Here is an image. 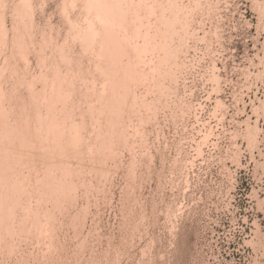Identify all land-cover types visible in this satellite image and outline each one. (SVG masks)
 Returning <instances> with one entry per match:
<instances>
[{
    "label": "rangeland",
    "instance_id": "obj_1",
    "mask_svg": "<svg viewBox=\"0 0 264 264\" xmlns=\"http://www.w3.org/2000/svg\"><path fill=\"white\" fill-rule=\"evenodd\" d=\"M0 1L4 3L3 5L0 2V5H1L0 13L3 14V15L0 14V19H1L0 24H2V26L0 25V30L4 29L0 33L3 32L2 33L3 35L7 33L5 36L3 35L1 36L0 34L1 37L7 38V39L4 38V40L3 38L1 39L2 41H6V43L0 40L1 41L0 42L1 43L0 44V48H1L0 49V68L3 65V67L0 69L1 70L0 73L4 69V72L0 74L2 75L0 76V92L3 91L2 93H0V113L2 114V116L0 114V117H1L0 129L2 128L0 134L1 133H3V135L6 134L7 131L11 129L10 125L14 124L15 117L17 120L19 118V120L16 121V124H14L16 127V128L14 127L15 131L14 130L12 131L11 129V132L9 133H11L12 136L14 135L15 136L14 138L16 139L18 138L17 135L19 134L21 136L23 135L21 131L24 130V132L27 133V130L25 131L26 127L25 129L22 130L23 126L21 125L22 124L29 125V127L28 126L27 127L29 128L28 130L30 131L31 135L30 134H27V135L28 136L30 135V137L32 136L33 140L36 139L35 140L36 143L32 141V139L31 140L29 138L28 139L31 141V144L34 142L33 144L35 145L33 147L36 148V145L38 147L37 143L40 142L38 137L46 135V134L44 135V133L46 132V128H44V126L48 125L46 121L47 118L45 117H48L49 114H47L46 116L47 111L45 110L47 109H45V107L47 108V106H44V105L51 103V101L49 99L47 100L49 102L46 103L43 96L39 95V92H38V95L40 96V98L36 97L38 95H35V97L38 99V101L40 100L42 102L43 108L41 110V102L38 103L40 104L39 106L38 104L35 105L37 102L34 101V99L31 100V96H30L32 95L34 97V94L31 91L32 89L27 88V86L28 85H29L28 87L33 86V89H35L36 91H42L43 89L46 91H49L48 88L52 89L50 87H54V85H51L50 82H51V79H53L54 77L53 74H57L58 70H60L62 74L64 73L62 80H64V78L66 79L68 78L66 81H68L70 84L71 82L72 83L74 82L75 77H83L82 79H84L83 81L81 78L80 79L77 78L76 80L78 82H76V85H72V86H77L76 87L77 90H75L76 88H72V86H69L70 84H68V82H65L64 80V83L68 84V86L70 87L69 88L67 85L62 84L63 87L65 86L64 89L65 90L67 89V92L70 91L71 89L72 92L71 91L70 92L71 93L74 92V94L71 95L69 93L70 94L69 96L71 97L69 99L71 100L68 101V98H67L68 96L66 97L67 101L65 99L66 103L64 106H66L67 104L68 108H65V109L60 108L63 111L66 109H69L70 112L69 110H66L68 114H66V111L64 112L65 114L63 113V111L61 112V110L60 112L64 114L67 120L70 117L69 118L70 120L67 121L64 116H63L64 118L63 117L60 118V116H62L63 114L61 115L58 114V117L61 120L58 117H54V118H57L54 120H60L62 122L60 121L58 122L64 123V124L66 122L67 123L72 122L75 124L74 122L75 120L77 123L76 127L79 128L78 130L81 129L80 124L78 125V123H80L81 121L82 129L79 131L80 133L77 130V133L79 134V138L77 139V141L79 142H78V145L76 144V146L77 148H80L81 150V151L79 150L81 155L78 154V156L80 155L83 157L81 158H78V156L75 157L77 160L76 162H79L81 167H79L80 165L79 166L76 165L78 163H76L75 160H73L75 158H71L73 160L72 163H71L72 160L70 161L71 165L72 164L75 165V166L72 165L73 171L74 169L78 168L77 169L78 171L77 170L74 171V174L72 175L74 177V180H71L72 183H74L73 184L74 188L72 187L73 188L72 191H74V193L76 194H74L72 191L69 193L70 195L67 194L66 197L69 199L65 197L66 201L65 199L63 201L64 203L67 202V204L66 203L64 204L62 202L61 204L63 206L60 204L61 207L59 208H57L55 204H53L52 197L45 196L46 198H50V201H52V204L55 206V209H56L53 211V208H54L53 207L52 211L54 213L52 212L51 214H49L51 210L50 207L52 205L51 203H50L51 205L48 204L50 201L45 199V197L43 199L42 196H39L38 198L36 195L37 194L43 195L42 188L44 187L45 183L46 184L48 182L52 183L53 180H54L53 183L57 182L55 180L56 177L61 176L60 168L54 167V169H57V170L53 171L54 169H52L53 168L52 167L50 170L54 173L53 177L55 178L50 177L51 181L45 182L48 177L45 175L46 173L44 175L42 174L43 173L42 170H44V168L42 170L40 169V172H38L39 168L37 166L40 165L39 159L34 158L37 161L39 160V164L37 166H36L37 161H35L36 163L34 161H32V163L31 162L29 163V161L31 160L28 161V164H24V165L32 164V166H35L33 168H34L35 173H37L36 175L34 174L33 170L28 171L29 168L28 169L26 168V170L28 171L27 172L28 175L26 173V170H24L25 168L22 170L23 173L21 169L19 170L21 171V173L20 172L17 173V174L26 173L27 176L24 177V179H22L25 183L28 182V176L30 180L31 176L33 175L31 182L29 181L30 183H28L29 187H30V184L33 185V186L31 185L30 187L32 189L31 190L28 188L26 189L28 185L26 183L27 185L25 186V189L23 190L24 193L26 192L28 193V191H25V190H30L32 192L33 189L34 190L37 189V187H34L36 185L35 184L36 182H38V184L40 182L43 184L42 181L44 180V178H45V181H44V185H42L41 183L39 185L38 184L36 185V186H39L38 187L39 190H36L37 191V193H35L36 195H34L33 193H30V191H29L30 196L28 195L26 196L24 195V193H22L21 195H24V196H22V198L19 200L23 202L22 200L24 198L26 200L29 199L28 203L27 202L25 203L23 202V203L24 205L28 204L27 206L28 209L30 205L31 206L30 208L35 210V213L32 212V210L30 212V209L29 210L26 209V212L24 209H22L23 210L22 211L20 207L17 211L18 205L17 207H15L16 209H14V211L16 210L17 212H14V213L21 214L20 216H25L26 214L30 212V214L34 215L32 216L29 214L28 217L26 216L22 217L23 219L25 218L24 221L30 217V220H28L29 223L25 221V223L28 224V226L32 225L31 223L32 217L34 221L35 219L39 220L38 215H43V216H40L41 220H39L42 222V224H39L42 230L39 229V227H37V230H38L37 232V230H35L36 227L33 230V228L31 227H34V226H31L30 228H28V226L27 227L26 225L24 226V223L21 224L25 229L27 230L29 229L28 231H26L19 224V221H20L18 220L20 219L18 218L19 215H16L18 217H16L15 215L14 216L12 215L11 219L16 217L14 219L18 220V221L14 219L11 220L15 222V224L13 225L14 229L15 228L17 229H15V231H13L14 229L11 231L9 230L11 229L9 226L8 230L10 231V233L12 232L11 234H13L14 232L15 235L13 237L12 235H10V237H12L10 238L8 236L10 234L9 233V234H6L5 237H7L8 239L10 238L12 240L10 239L8 240L7 238L6 240L4 237H3L4 240L8 242H5L4 240H2L4 242L1 243L2 241L0 240L1 241L0 242V245H1L0 246V251H1L0 252V264H264V0H199V1L198 0H172L171 2L173 4L170 2V0H164V1L155 0L156 5H152V4H155L154 0H145L146 2L143 0H140L141 2L143 1L144 3L149 4L148 6L147 4H142V5H146L147 7L142 6L140 1H138L140 5L138 7L140 10L138 9V7L137 8L135 7L134 9V10L138 9L136 10L137 12L142 10L141 11L142 13L140 12L139 15L141 17L143 16V18L138 16L139 12L137 13L135 11L136 12L135 14L133 13V11H131L133 10L132 8H134V5H136L134 4L136 3L134 2V0H131L129 2V3L133 2L132 3L133 6H129V3L128 4L126 3L129 0L126 1L125 3L123 2V5L127 4L126 7L128 8H126L127 9L126 12L128 14L130 13V15L125 14V12L123 13L125 17L122 16L123 18L122 20H124V22H122L120 25L121 29L117 28L119 27L118 24L116 25V27L114 26L115 30L113 29V31L118 33L116 34L118 37L123 38V36H126L127 33L130 34L133 32L131 28L134 27L135 29L136 27L140 26L141 27L140 33L141 34L144 33L143 35H145V31L146 33L148 31V37L150 36L149 38L152 37V35L150 34L151 33L153 34V32H154L153 36H155L156 33L157 35L159 34V36L154 38L155 40L151 38V40L152 39L154 40V41L150 40L151 43H154L156 40L161 41V43H163L166 40L168 42V46L166 47L167 50H171L172 48H178V47L180 48V46L178 45L180 44L179 40L181 41V43H182V40L184 42L182 43L184 44V47L181 50L182 52L181 54L178 55V61L180 60L178 64L180 68L176 75L177 80L175 79L176 80L175 82L173 81L171 82L170 75L166 74L165 72L167 71V69H169V67L172 68L171 67L172 59L170 60V62L169 61L167 62L168 64L165 62L164 63L161 62L160 68L158 69L157 67H155L158 70L157 71L154 70L155 69L154 66L158 63L157 57L160 54L162 56H159V57L162 58L164 56V53L162 54L163 51L160 50L161 51L160 52L158 47H156L158 48L157 51H154L155 48L153 47L148 50L147 48H150V46L148 44H144V38H141L142 41L139 40L140 38L136 40L138 43L134 40L133 41L134 43H137V44L140 43L139 50H140V53L142 54V55L140 54L142 57H140L138 54L137 59H136V60L141 61L142 64L138 61L137 63L136 60L134 59L136 58L135 54L133 55L131 53L132 50L127 51V47H125L124 49V46H126V44H124V42L122 43V40H121L122 38L121 39L119 38L121 42L119 40L118 42L124 45L123 47H117V46L116 47L119 50L123 48L120 51L125 52L124 54L122 53L121 56L123 57L124 55L126 57L127 54L129 53L132 56H134L132 61L130 59L132 57L131 55H130V58L128 55L126 59L125 57H123L121 58V60L124 62L128 58V60L130 59L129 61L133 63L132 65L137 66V68H139L140 66V68L142 67L141 69L144 72H146L144 73L146 76L144 75L143 77V74H141V72L143 73V71L141 69H140L141 71L138 69L141 74L140 82L142 81V83L138 82L139 84L137 85L136 84L137 82H136L135 83L136 88L134 87L135 91L133 90L134 91L133 95L132 94L127 95V99L125 100V103L128 101L129 102L126 104V106L124 103L123 104L124 107H121L122 111L124 110L126 112L123 111L124 113H122L120 110V112L124 114L123 116L124 119L113 117L111 114H114V111L111 114L108 113L107 115L108 117H107L105 115L107 113L101 112V110H104V109L99 108L100 106H102L101 105L102 103L100 102L101 101L103 102V100H101L103 97L100 98L99 95H101L102 93L101 96H105V99L106 98L109 99L110 97L109 95L114 96L116 93L112 94L109 85L112 83L111 81H115L117 85H118V82H116L117 80H114V77L116 75L114 77L112 76L113 80L111 78V81H109L108 83L107 81L104 82L105 80L104 77L107 78L106 76L107 74L105 72L104 74L106 75L100 74L106 69L107 63H105L106 61H104V57L100 56L101 58H99L100 53L98 52L100 51L98 47H99V44L102 43L101 41L102 34H99V32L102 33V31L100 30L102 28H100L101 25L98 24L99 21L96 18H94L95 10L91 11V8L89 7L91 0H89V4H88V0L87 1L86 0H73V1L68 0L70 2L69 4L67 3L68 1L65 2L66 0H64V2H61L62 0H33V1L28 0V2H25L26 4H24L26 7L23 5L21 9H20V6H22L23 4L21 0H0ZM20 1L21 3H19ZM77 1L80 3H78ZM29 2L30 4L31 3L33 4H31L32 5L31 7L29 4L28 10H30V8H32L33 10L31 9L30 13H27L26 8ZM161 2L162 3L165 2V5L162 4ZM63 3L64 4L66 3L67 4L66 7L69 6L68 8H71L70 5H72L71 9L73 10L65 8V5H63ZM17 4L18 5L20 4L19 7L17 6ZM150 5L152 7L155 6L153 9V12H154L153 14H151L152 9L150 8L152 7H150ZM61 7L62 8L64 7V8L62 9ZM158 7H163V8H161L162 10H160V8ZM22 8L26 10L24 11ZM145 8H148V10H146ZM17 9L23 10L24 12L17 10ZM168 9L170 10V12ZM81 10H82V13H81ZM89 10H90V13L93 12L91 13V14H94L93 18H92V15L89 14ZM166 10L167 12H165ZM176 10H178V12ZM31 12L33 13L31 14ZM65 12L69 13V15ZM85 12L86 13L88 12L87 14L89 16ZM18 13L20 15L21 13H23L24 16L23 14L19 16ZM61 13H64V14L61 15ZM79 13L81 14L79 15ZM131 13L133 14L131 15ZM161 13L162 14L164 13V15H162ZM66 14L68 15L69 19L71 18L70 22L75 25L77 24L78 25V26L76 25L77 27H75V25H73L74 28L70 27L72 26V24L69 21L66 22V20H69V19H66V16H65ZM126 15H128L129 18L128 16L126 17ZM134 15H136V17L138 16L137 18H140L141 21L136 18L137 20L135 21L134 25L131 26L130 25L131 20L135 19ZM173 15L177 17L178 21H176V23L171 26L170 24L171 22L169 20L168 21L169 26H166L168 25L166 22V18L168 17L172 18ZM130 16L133 17V19L131 18L130 20ZM162 16H165V17L163 18ZM20 17L22 18L20 19ZM84 17H87V18L84 19ZM32 18H33V21H31ZM78 18H81V19H78ZM90 18H92V23L93 21H96L97 26L96 24L93 23L95 25L93 26L95 29L92 27L94 30H97L96 27L99 26L98 29L100 31L98 30L97 31H98L99 36L101 35V37L99 38L97 37L98 35H96L95 39L97 40L99 44L96 43V40H95V43L93 42L91 43V44H95V46L90 45L89 44L90 42H88L87 40V43H88L87 51L88 50L89 51L85 52L86 49L83 48V46L86 43V40H85L86 38L85 37L84 39L82 38L85 34L83 32L85 30L87 31V28L83 30L82 26L83 25L86 26V24H88L87 21L89 22L88 25L91 24L92 26L93 24L91 23ZM124 18L127 19V24L125 23L126 19ZM179 19H182L183 21L182 20L179 21ZM12 20L14 21V23ZM22 20L24 22H22ZM138 20L140 22L143 21V23L139 24ZM16 22H19V23H17L16 25ZM27 22L32 25L28 24ZM83 22H85L86 24ZM165 22L166 24L164 25ZM184 22L186 24L188 23L189 24L185 25L187 29L184 26L185 30L182 31L181 27L184 25L183 24ZM124 23L128 25L129 27L131 26L130 28H127L126 25H123V28L128 29V30L126 29L127 31L125 30V32L122 31L124 29L121 27L122 24ZM145 23L147 24L148 27L143 25ZM149 23H150V26H149ZM12 25H13V30L12 28H10L12 27ZM25 27L28 30H25L26 29ZM80 27L83 31L79 30ZM142 27H145L144 28L145 31L143 30ZM149 27H151V29ZM166 27H168L170 31L169 34L171 35H167L169 31H167ZM70 28L73 29L72 33L70 31L72 29ZM76 28H78V30L81 33L77 31ZM148 28L149 30H146ZM156 28L157 29L159 28L158 32L156 31L157 30ZM164 28L166 29V34H164L165 33ZM154 30L156 31V33ZM43 31L44 33H42ZM172 31L175 33H173ZM73 32H74V35H73ZM75 32L79 33L80 36L75 38V35H76ZM114 32H113V35L115 34ZM161 33L163 35H161ZM19 34L23 35L22 36L23 39L21 38V36H20V39L24 40V44L22 40L20 42V39H18ZM41 34L43 35L45 34L44 36L47 35L46 38L43 37V35L41 36ZM27 35H29L30 37H28ZM50 35H51V38H50ZM81 35L83 36L81 37ZM166 35L167 37H165ZM13 37L14 38L16 37L17 39L16 38L13 39ZM42 37L44 39H42ZM180 37H182V39ZM79 38L85 41L84 45L81 44L82 41ZM32 39H35V40H32ZM171 39H172V42H171ZM15 40L17 41L19 40L18 42L21 43V46L23 48H21V46L20 48H18L20 43L17 42L19 45L16 44ZM12 41H13V44H12ZM45 42H46V46H45ZM2 43H4L5 45ZM159 43L160 42H158L157 44ZM27 44H29L30 46ZM60 44L62 47L60 46ZM169 44H170L171 49L169 48ZM1 45H4V46H1ZM13 45H15L14 46L15 48L13 47ZM81 45L83 46L81 47ZM89 45L91 47H89ZM86 46L87 44L85 45V47ZM101 46L102 45H100L99 48H102ZM38 47H40V49ZM57 47H61V48H57ZM16 48H18V50L23 52V54H21V52L18 51ZM54 48H56V50ZM15 49L17 50L18 54L15 52ZM25 49H26V52H25ZM76 49L77 51H75ZM94 49L96 50L98 54L97 55L98 59H100V61L96 58L97 56L95 57L96 52L93 53ZM152 49L154 50L152 51ZM36 50L37 52L38 51L39 52L37 53ZM41 50H42V53L44 52L43 54L41 53ZM150 50L153 52L152 54L150 53ZM66 51L71 56L70 59L71 58L73 59L72 61L70 60L66 61V63L68 64L70 62L69 65L67 64L68 66L67 68H69L68 70L71 69L72 73L74 71L77 72L76 74L75 72L73 73L75 77L72 73L70 74H68L69 72L67 73V69L63 65L66 63H64V61L62 62V60L60 59V58L64 59V57L66 56L68 57V54L66 53ZM28 52L31 55L26 54ZM59 52L61 53V55H65V56L59 57L60 55ZM157 52H158L157 54L158 56L156 55ZM20 54L23 57H21ZM37 54H38V57H37ZM39 56L40 58L42 57L41 58L42 60L40 59L41 63L39 60ZM161 58H160V61H161ZM25 59L26 61H24ZM151 59L152 60L155 59L153 63H151L152 62ZM148 60H149V63H147ZM2 61H3V64H2ZM77 61H79L80 65ZM98 61L100 63L97 64ZM135 63H137V65H135ZM96 64L99 66L101 65L99 68L104 69V70L99 71L100 69L97 67ZM138 64L140 65L138 66ZM36 65L38 68L36 67ZM43 65L45 66V69ZM55 65L57 67L59 66V68L54 67ZM76 66L79 67L78 68L79 70L81 69L80 73H78L79 70L76 69L77 68ZM10 67L14 68V71L12 69V72H11ZM40 67L42 70L40 69ZM158 67H159V64H158ZM55 68H57L56 69L57 71L54 73L53 71H55ZM145 69L148 70V74H147V71H145ZM81 71L83 72V74H81L82 73ZM105 71L107 72V70ZM155 72L158 74H156ZM167 73L170 74V72H167ZM44 74H47V75L45 76ZM40 75L45 76L44 79L47 78L50 80V82H48L49 84L47 85L48 88L45 84L46 82L45 83L43 82L45 85L42 83V81L44 80H41L43 77L42 76L39 77ZM49 76H52V77H49ZM56 77H54L53 80L58 79ZM116 77L115 79H118V81H119V78H121L120 80H122L123 78L122 76L119 78H116ZM31 78L33 81H31ZM60 79H61V76H60ZM28 80L30 81V83H28L29 82ZM94 80L96 83H94ZM37 81H40L43 84V86H46L47 89L45 88L42 89L43 87L42 84L40 82L37 83ZM57 81H54V83L55 82L57 83ZM90 81L93 82L94 85H92V83L90 84ZM82 82L83 83L85 82L84 84L86 85L88 84V86L84 85ZM103 82L105 83V85ZM156 82L158 83V85H160V87L157 85ZM33 83L34 84L36 83V84L33 85ZM106 83L109 85H107ZM58 84H59V81H58ZM103 85L104 86L107 85L106 89H109L107 90L108 92L106 91ZM25 86L27 89L25 88ZM84 86L86 87L87 91L89 90L88 91L89 94L86 91L85 92L87 94L85 92L84 94L81 93L83 92L82 90H86ZM92 86L94 88L93 90H91ZM113 87L111 88L114 90ZM118 87L120 89L121 85L119 84L116 88L118 89ZM78 88L80 89L78 90ZM98 88H99V91H98ZM11 89H12V94H11ZM28 89L30 90L28 91ZM44 90L42 91V95L44 93V95L47 96L49 93L44 92ZM121 90L119 91L122 92ZM51 91L52 90L49 91L50 94L54 96L55 93L52 94ZM95 91L96 92L98 91V93H95ZM109 91L111 94L109 93ZM115 91L116 90H114L113 93ZM119 91L117 92L120 94ZM103 92H106V95H104ZM34 93L37 94V92L35 91ZM90 93L92 94L95 93V94L94 96H92ZM118 93L115 95L116 98L123 96V95L117 96ZM96 94H97V97L99 96L98 98L95 97ZM122 94H126V93L122 92ZM51 95H48V96L51 97ZM82 95H88L89 97L88 96L83 97ZM90 95L92 96V98ZM14 96L15 97L18 96V97L15 98ZM48 96L46 97L47 99H48ZM56 96L58 95H55V99L57 98ZM133 96L134 98L139 97L138 98L139 101L137 100L138 102L136 101V103H134L136 107L133 106L134 104H132V106L130 105L131 101H134L132 100L134 99ZM41 97L43 98L46 104L41 100ZM83 98H86V99H83ZM110 98H113V97L111 96ZM123 98H122V101L124 100ZM72 100H74V102L80 101L79 103L77 102L79 105L77 109L75 108L76 105L73 103ZM97 100L98 101L101 100V101L98 102ZM112 100L113 99L111 100L109 99L107 101L104 100V101L105 103H107L109 101L111 102ZM58 101H61V100H58ZM84 101L86 102V104L89 102V106H87L86 104L84 105L85 103ZM56 103L57 102H55L54 104ZM30 104H32L31 105L32 108ZM52 104L50 106L54 108L53 106L54 104L53 105ZM107 104L109 105V103ZM112 104L113 103H110L111 108L113 107ZM57 105L58 106L60 105L59 107L62 106L64 108V106L61 104H57ZM57 105L55 107H58ZM92 105L93 107L98 106V108L96 107L97 109L96 108L94 109L93 107H91ZM103 105H104V102H103ZM108 105H106V107ZM36 106H38L41 112L42 111L43 112L40 113L39 109ZM72 106H74L73 108L76 110L72 109ZM19 107L21 108V110L19 109ZM35 107L38 109L36 112H39L38 114H36L37 116L34 115L35 113L31 114V112L32 113L34 112L33 109L36 110ZM52 107H50L51 111L53 110V112L56 114L55 108L53 109ZM86 108L88 109L87 111L85 110ZM90 108L94 109V111H91ZM2 109L6 111L5 117L3 115L4 110ZM58 109H56L58 111L57 113H59ZM71 109L74 111V114L72 113L73 111H71ZM80 109L82 110V112ZM99 109L101 113L98 111ZM110 109L107 110L106 108L107 112L112 110ZM1 110L3 111V113L1 112ZM106 110H104V112ZM132 110L134 112H132ZM78 111H80L81 114ZM86 112H89V113H86ZM91 112L93 113L95 112V115L99 113L100 116H97V117L93 116V113ZM25 113L31 114V116L34 117L32 118L28 115L29 119L31 118L30 120L28 118L26 119L28 120V123H26L25 121L24 123H22V117L25 120V116H24ZM121 113H120V116H122ZM41 114H42V119L45 118L47 125H42L44 123L40 121L41 119L40 117H39L40 119L38 120V122H36L35 118H37L38 116H41ZM52 114H50L49 117H51ZM102 114H104L107 117L106 119H108V121H104L106 119L103 120L104 122H106V126L104 125V122L101 121L103 118H105L104 115L102 116ZM66 115L67 116L69 115V116L67 117ZM74 115L76 117L73 118ZM109 115H111V118L112 117L113 118L109 119L110 117ZM3 117L4 119L7 117L8 119L6 120L8 122L10 121L9 122L10 125L7 123V125L10 126L9 127L10 129L5 132L3 131L4 130L3 126L5 128L6 124L4 123L5 120L3 119ZM82 117L84 118V120L82 119ZM88 117L90 118L95 117L96 119H98L99 117L101 118L103 117L102 119L99 118L100 123L101 122L103 123H101L102 125H99L98 120L96 119L93 120V118L91 120ZM62 118L64 119V121ZM114 118H116L117 121L118 120H121V121L124 120V122L126 121V124L124 123V127H126L124 128L125 130L122 131V133L120 132V134L121 135L123 134L124 136L125 134H127L126 135L127 137L125 138L122 135L123 141L120 138L121 136L119 132L116 131V130H119V126L117 125L119 122L118 123L117 121L115 122L113 120ZM12 120H13V123H11ZM52 120H53V117H52ZM109 120H110V123H112L113 121L117 123L115 126H117L118 129H116L117 127L113 125L114 128L111 127L113 128L111 130L112 131L115 130V132L119 134L118 139H115V140L113 139L115 137L117 138L118 134L117 135L115 134L116 136L114 135L112 139H108V137L110 136L109 138H111V135H112V132L109 130L110 129ZM48 121L50 120L48 119ZM83 121L85 123H83ZM39 122H41L42 124ZM96 122L103 129L98 127ZM67 123L64 127L65 132L63 133L64 136L62 135V139L63 138L67 139L66 135H68V138H69L68 133H70V131L68 132L69 129L67 127L68 126ZM33 124L36 125V128L39 125H41L39 127V130H37L38 128L37 129L35 128V130L39 132L37 131L34 132L35 130H34ZM103 125L106 127V129L108 126L109 129L104 130L105 127ZM96 127L99 129H96ZM100 129H102L101 134L103 131L104 132L109 131L111 133V134L109 133V136H107L108 132H106V134H104L103 132L102 135H106L107 140H110V141L113 140L114 142L116 141L114 144L110 142L112 145H114L113 147H111L113 148V150L111 149V151H110V148H107V146L106 148L104 147L106 149L105 152L103 151L104 150L103 147L102 149L101 148L98 149L99 151L101 150V153H99V155L100 154L102 155L103 153H106L107 155V153L110 152L111 154L113 151H115V154L113 152L111 154V157L109 154L107 155L110 158L107 157L108 159L106 158L107 159V160L105 159L106 161L103 160L104 157L102 159L100 158L99 155H97L98 150L96 148H98V146L101 147L102 145V143H100L101 145L99 144L100 140L98 141L99 136H101L99 137V139L102 138V135H98V132L100 133ZM31 130L33 132H31ZM41 130L45 131V132L42 131V135H41ZM15 132L17 135L15 134ZM95 132H97V134H95ZM26 133H24V135H26ZM33 133H35L36 135ZM1 135L0 137L3 136ZM24 135H23V139L25 140ZM96 135H98V137ZM82 136L85 138L83 142L81 141L83 138ZM5 137H6L5 139H9L7 136ZM96 138H97L98 143L95 142ZM28 139L26 138V140ZM103 139L105 140V138ZM118 140H121V141H118ZM0 141H1V138H0ZM4 141L5 140H3V144L6 146L7 142L9 141H7L6 143H4ZM20 142H23V140L21 139ZM108 142L109 141H107L106 143ZM15 143L16 144H13V145H15L14 147H17L18 146L17 140L15 141ZM86 143L90 147H88ZM110 143H109V146H111ZM3 144L2 145L0 144L1 145L0 148L4 146ZM95 145H96V148H94ZM5 146L1 148L2 151H4L3 148H5ZM10 146H8L9 150L12 147ZM103 146H105L104 142H103ZM15 149L16 148L14 149L11 148V151L15 152ZM87 149L89 152H90L89 149H91V151H93L92 154H90L91 152L87 153L88 152ZM17 150L18 148L16 149V153H18ZM107 150L109 151L107 152ZM2 151L0 152V155H2L1 154L3 153ZM33 151L34 153H36L35 150ZM33 151H31L32 155H33ZM77 151L78 149L76 150V152ZM37 152H40L39 154L42 153L41 151H38V149H37ZM93 153L95 154V156L96 155L98 156V157L96 156L97 159L96 157L95 159H92L94 158ZM87 156H89V159ZM99 158L100 160H98ZM1 159L2 158H0V160ZM8 159H9V161L7 160L8 163L12 162L11 164H9L10 166H12L11 167L12 169L14 167L13 166L14 159L12 160H10L11 158H8ZM80 159L82 162L79 161ZM95 160H98V161L96 162ZM99 161L101 162L99 163ZM101 163L105 165L103 166V164ZM21 164L22 166H24L23 163ZM108 164L110 165L109 168H107ZM93 166H95V168ZM99 166H101L102 170L100 169ZM39 167L41 168L42 166L40 165ZM30 168L32 169L31 166ZM9 169H8V172H9ZM17 169H15L14 167L12 171H16ZM107 170L108 172H106ZM32 171H33V174H32ZM57 171L58 173H56ZM73 171L71 172V174L73 173ZM75 173H77L78 175L81 174L79 175L80 177H78L77 174L75 175ZM29 174H31V176ZM41 174L43 175L44 178L41 177L42 176ZM71 174L69 176H71ZM35 175L38 177L37 178L38 180L35 179L36 178ZM7 176H10V174L9 175L7 174ZM21 176L18 175L19 180L22 178ZM14 177L15 176L13 175V177H10V178L14 179ZM104 177L107 180H105ZM8 178L9 177H7V179ZM25 178L27 181H25ZM33 178L35 180H33ZM67 179H68L67 182H69L70 177ZM40 185H42L43 187L41 186L42 187L41 188ZM64 186H67V185L64 183ZM47 189L48 188L46 185V190ZM34 190L33 192H36ZM39 191H40V194H39ZM74 196H76V198ZM29 197H32L33 200L30 199ZM40 197H42L43 199L42 202L44 203H42L41 200H39L41 199ZM72 197L75 198V200ZM38 200L40 201V203ZM45 201H48V203L46 202L47 203L46 207H44L43 205V204H46ZM73 201L76 203H74ZM21 202L19 203L23 205V203ZM37 204L41 206V207L39 206L41 209L40 211L39 210L36 211V208H39ZM48 207L50 209L48 210L47 219L51 218L50 215L52 216L53 214V219L51 220L52 222L48 221L45 217L46 213L44 209L46 208L48 209ZM63 207H66V208H63ZM36 212L38 213V215ZM23 213L25 214L23 215ZM43 217L45 218L43 219ZM22 218H21V222H23ZM45 220L46 222H50L51 224L54 222L53 224L55 225L52 224V226L54 227L50 226L51 225L50 223L46 224ZM14 222L11 223L9 221L8 225L13 224ZM43 226L44 227L47 226L46 229H48V231L45 230V232L43 233L45 229ZM19 227L24 229V230L22 229V231L24 232L23 234H22V231L19 229ZM49 227L50 228L52 227V229H50ZM18 229L21 232L18 231ZM51 230L53 232H51ZM16 231H18L19 233ZM0 232L5 233L4 229H2V231ZM2 235L3 234H1V236ZM13 240L14 242H12ZM9 241H11L10 245L8 244ZM2 244H5L4 245L5 247H2L3 246ZM6 249L8 250V252L5 251Z\"/></svg>",
    "mask_w": 264,
    "mask_h": 264
},
{
    "label": "bare ground",
    "instance_id": "obj_2",
    "mask_svg": "<svg viewBox=\"0 0 264 264\" xmlns=\"http://www.w3.org/2000/svg\"><path fill=\"white\" fill-rule=\"evenodd\" d=\"M21 1H22L23 4H22V6H20V9H21V7H23L24 4H26L25 2H28V0H27V1H26V0H21ZM21 1H20L19 3H21ZM29 1H30V0H29ZM32 1H33V0H32ZM32 1H31V2H32ZM67 1H68V0H66L65 2H67ZM72 1H73V0H72ZM86 1H87V0H86ZM126 1H128V0H91V2H90V6H89V7L91 8V11H94V10H95V11H94V12H95V13H94V14H95L94 18H96V19L99 21L98 24L101 25L100 28H102V29H100V30L102 31V33L99 32V34H102V37H101V35L99 36V34H98V31H100V30L98 29L99 26L96 27L98 31H97V30H94L95 28H94L93 26H95L94 24H96V21H93L94 24L92 23V18H93V15H94V14H91V13H93V12L90 13V10H89V14L92 15V18H90V20H91V23H92L93 25H92V26H91V24L88 25V24H89L88 21H87L88 24L85 23L86 21L83 22V23L86 24V26L83 25L85 28H84L83 26H82V28H83V30L87 28V31L85 30L86 32L84 31L83 33H85L86 35H85V34H84V36L81 35V37L83 36L82 39H84V37L86 38V39H85V40H86V43H85L84 40H82V39L79 38V39L82 41L81 44H83V45H84V43H85V45L87 44L86 47H85V45H84V46L81 45V47L83 46V48L86 49L85 52H88V51H89V50L87 51V49H88V48H87V47H88L87 40H88V42H90V43H89L90 45H94V46H95V44H91V43H92V42L95 43L96 35H98L97 37H99V38L101 37V38H102V39H101V41H102L101 44H99V43L97 42V40H96V43L99 44V47H100V45H102V46H101L102 48H99V47H98V49H99V51H100V52H98V53H100L99 58H101L100 56L104 57V61H106L105 63H107V65H106L107 67H106V69H105V70H107V72H106L104 69H100V68H99L101 65H100V66L97 65L98 63H100V62H99L100 59H98V56H97L98 54H97V52H96L95 49H94V52H93V53L96 52L95 57L97 56L96 58L99 60V61L97 62V64H96L97 67L100 69L99 71H101V70L103 71V70H104V71H103L102 73H100V74L103 75L104 72L107 74V75L104 74V75L107 76V78L104 77V78H105L104 82L107 81V83H108L109 81H111L112 76L114 77L115 75L118 76V77L115 76L116 78H119V77H121V76L123 77L122 80H120L121 78H119V81H118V79H115V77H114V80H117L116 82H118V85H119V84L121 85L120 89H119V87H118V89L116 88L118 85H117V83H115V81H111L112 83L110 82V83H111L110 85L107 84V83H106V84L109 85L112 94H115V93L117 94V93H118L117 91L121 90V88H122L121 91L124 92V93H126V94H122V92L119 91L120 94L118 93L117 96H120V95H123V96H121V97H117V98H116V96H115L116 94L114 95L115 97H114L113 95H109V93H110V91H109L108 95H109L110 97H111V96L113 97V98H110V97H109L110 100L113 99L111 102H110V101L107 102V103H109V105H108L107 103H105V101H107V100H109V99L106 98V99H107V100H106V99H105V96H101L102 93H101V95H99L100 98H102V97L104 98V99H103V98L101 99V100H103L104 105H103V102H102L101 100H99V101H101L100 103H102V104H101L102 106H100L99 108H102V109H104V110H106V108H107V110H109V109L111 108V107H110V103H113V104H112L113 107L111 108L112 110L110 109L111 111H108V112H107V110H106V111L104 112V110H101V112H102V113H107V114H105V115L107 116L108 113L111 114V113H113V111H114V114H111V115H112L113 117H116V118H119V119H122L123 116H124V114H122V113L126 112V111H124V110H123V111H124V112H123L122 109H121V107H124L123 104L125 103V100L127 99V95H129V94H130V95H131V94L133 95V93H134V91H135V90H134V87L136 86V84H137V85L139 84L138 82H140V79H141L140 75L143 74V77H144V75H145L144 73H146V72H144V71L141 69L142 67L140 68V66H139L140 64H138L139 68H137V66L132 65L133 63H131L129 60L131 59V61H132L133 58H134V56H132L129 52H128L129 54H127V56L129 55V58H130V55H131L132 57H131L129 60H128V58H127V60H126L127 62L124 61V62H125V63H124V62L121 60V58H123V57H125V56L123 55V57H122L121 55H122V53L124 54L125 52H121V51H120V50L123 49V48H121V49L119 50V49H117V47H123V45L126 44V46H124V49H125V47H127V51H128V50H129V51L132 50L131 53H132L133 55L135 54V57H136V58H134V59L136 60L138 54H139L140 57H142V56H141L142 54L140 53V50H139V44H140V43L137 44L138 42H137L136 40H138L139 38H140L139 40H141V38H144V44H148V45L150 46V48H147L148 50L151 49V48L153 47V48H155V50L152 49V51H153V50H154V51H157L158 48H159V51L161 50V51H163L162 54L164 53V56H163L162 58L159 57V56H162L161 54H160L159 56L157 55L159 51L156 53V55H157L159 58L157 57V59H158L157 62H158V63L156 62V63H157V64H156L157 66L155 65L154 68L157 67V68L159 69L160 66H161V65H160L161 62H163V63H164V62L167 63L168 61L170 62V60L172 59V60H171V61H172V63H171V64H172V66H171L172 68L169 67V69H167V71L165 72L166 74L170 75L171 78H170V77H169V78L171 79V82H172V81L175 82V81L177 80V79H176V75H177V72H178V70H179V68H180V67H179V64H178L179 61H180V60L178 61V55L181 54V52H182L181 50H182V48L184 47V44H182V43H184L183 40H182V43H181V41L179 40L180 44H178V45L180 46V48L178 47V48H172V49H171L170 44H169V48H170L171 50H167V49H166V47L168 46V42H167L166 40H165V42H163V43H161V41L156 40V41L160 42L159 44H157L158 42H156V41H155L154 43H151V42H150L151 38L154 39V38H156L157 36H159V34L157 35V33H156V31L158 32V29H159V28H158V29L156 28V29H157L156 31L154 30L155 33H156L155 36H153L154 32H153V34L150 32V33H151L150 35H152L151 38H149L150 36L148 37V31H147V33H146V31L144 30L145 27H142L143 30L145 31V35H143V34H144V33H143L144 31L142 32L143 34L140 33V30H141V29H140V28H141L140 26H139V27H136L135 29H134V27L131 28V29L133 30V32L130 33V34L127 33L126 36H123V38L121 37L122 39H121L120 37H118V36L116 35V34H118V33L114 32L113 29H114V26L116 27L117 24L119 25V27H117V28H120L121 23L124 22V20H122V19H123L122 16L125 17V15H124L123 13L125 12V14H128V13L126 12V11H127L126 8H128V7H126V5H127L131 0H129L128 2H126ZM138 1H140V0H136V1L134 0V2H136V3H134V4H136V5L138 4L137 6L134 5V8L130 7V8L133 9V10H131V11H133V13H135V14H136V12H137L136 10L139 9L138 6H140ZM143 1H145V0H143ZM143 1H142V2L140 1L141 5H142V4H147V6L149 5L148 3H144ZM154 1H155V0H154ZM154 1H153V2H154ZM156 1H157V0H156ZM156 1H155V4H152V5H156ZM158 1H159V0H158ZM163 1H164V0H163ZM171 1H172V0H170V2H171ZM198 1H199V0H198ZM0 2H1V1H0ZM61 2H64V0H62ZM77 2H78V1H77ZM77 2H76V3H77ZM123 2H124V3L126 2L127 4H126V5H123ZM137 2H138V3H137ZM145 2H146V1H145ZM167 2H168V1H167ZM170 2H169V3H170ZM176 2H177V1H176ZM195 2H196V1H195ZM1 3H2V2H1ZM45 3H46V2H45ZM45 3H44V4H45ZM67 3L69 4L70 2L68 1ZM72 3H74V2H72ZM76 3H75V4H76ZM78 3H80V2H78ZM82 3H83V2H82ZM82 3H81V4H82ZM132 3H133V2L129 3V6H133ZM157 3H158V2H157ZM161 3H162V2H161ZM169 3H168V4H169ZM171 3H172V2H171ZM196 3H197V2H196ZM198 3H199V2H198ZM2 4L4 5V3H2ZM29 4H30V2H29L28 5H27V8H26L27 10H28ZM31 4H33V3H31ZM31 4H30V7L32 6ZM44 4H43V5H44ZM56 4H57V3H56ZM88 4H89V0H88ZM158 4H159V3H158ZM162 4L165 5V2L162 3ZM172 4H173V3H172ZM19 5H20V4H19ZM19 5L17 4L18 7H19ZM60 5H61V4H60ZM63 5H65V8H68V7H69V6L66 7V5H67L66 3H65V4L63 3ZM122 5H123V7H122ZM164 5H163V7H164ZM0 6H1V5H0ZM9 6H10V5H9ZM24 6H25V5H24ZM55 6H56V5H55ZM70 6H71V8H72V5H70ZM73 6H74V4H73ZM142 6H146V5H142ZM147 6H146V7H147ZM166 6H167V5H166ZM184 6H185V5H184ZM198 6H199V5H198ZM3 7H4V6H3ZM6 7H7V6H6ZM25 7H26V6H25ZM45 7H46V6H45ZM75 7H76V6H75ZM75 7H74V8H75ZM82 7H83V6H82ZM86 7H88V6H86ZM124 7H125V8H124ZM135 7H136V8L138 7V9L134 10ZM150 7H152V6L150 5ZM154 7H155V6H154ZM154 7L150 8V9H152V10H151V11H152L151 14L154 13V12H153ZM163 7H158V8H160V10H162L161 8H163ZM169 7H170V6H169ZM172 7H173V6H172ZM178 7H179V6H178ZM61 8H62V7H61ZM63 8H64V7H63ZM63 8H62V9H63ZM71 8H68V9H71ZM76 8H77V7H76ZM76 8H75V9H76ZM143 8H144V7H143ZM196 8H197V7H196ZM20 9H17V10H20ZM22 9H23V8H22ZM26 9H25V10H26ZM31 9H32V8H30V10H31ZM42 9H43V8H42ZM62 9H61V10H62ZM68 9H67V10H68ZM82 9H84V8H82ZM87 9H89V8H87ZM87 9H86V10H87ZM92 9H93V10H92ZM141 9H142V8H141ZM145 9L148 10V8H145ZM164 9H165V8H164ZM164 9H163V10H164ZM170 9H171V8H170ZM178 9H179V8H178ZM189 9H190V8H189ZM23 10H24V9H23ZM23 10H20V11H23ZM25 10H24V11H25ZM27 10H26V12H27V13H30V10H28V11H27ZM32 10H33V9H32ZM44 10H45V9H44ZM71 10H73V9H71ZM71 10H70V11H71ZM139 10H140V9H139ZM143 10H144V9H143ZM168 10H169V9H168ZM173 10H174V9H173ZM179 10H180V9H179ZM3 11H4V10H3ZM24 11H23V12H24ZM62 11H63V10H62ZM62 11H60V12H62ZM83 11H84V10H83ZM87 11H88V10H87ZM131 11H130V12H131ZM135 11H136V12H135ZM141 11H142V10H141ZM141 11H138L139 13L137 12V13H138V16H140L139 14H140ZM176 11L178 12V10H176ZM1 12H2V11H1ZM6 12H7V11H6ZM18 12H19V11H18ZM72 12H74V11H72ZM161 12H162V11H161ZM165 12H167V10H166ZM169 12H170V10H169ZM169 12H168V13H169ZM190 12H191V11H190ZM16 13H17V12H16ZM16 13H15V14H16ZM27 13H26V14H27ZM32 13H33V12H31V14H32ZM65 13H67V12H65ZM81 13H82V10H81ZM81 13H79V15H80ZM85 13H86V12H85ZM87 13H88V12H87ZM87 13H86V14H87ZM133 13H131V15H132ZM141 13H142V12H141ZM186 13H187V12H186ZM0 14H1V13H0ZM13 14H14V12H13ZM18 14H19V13H18ZM22 14H23V13H21V15H22ZM31 14H29V15H31ZM42 14H43V13H42ZM62 14H64V13H61V15H62ZM67 14L69 15V13H67ZM67 14L65 15V16H66V19H69ZM161 14H162V13H161ZM166 14H167V13H166ZM172 14H173V13H172ZM177 14H178V13H177ZM1 15H3V14H1ZM21 15L19 14V16H21ZM73 15H74V14H73ZM87 15H88V14H87ZM128 15H130V13H129ZM128 15H126V17H127ZM141 15H142V14H141ZM162 15H164V13H163ZM170 15H171V14H170ZM175 15H176V14H175ZM23 16H24V14H23ZM25 16H26V15H25ZM32 16H33V15H32ZM51 16H52V15H51ZM75 16H76V15H75ZM88 16H89V15H88ZM134 16H135V19H133V17L130 16V20H131V18L133 19V20H131V23H130L131 26L134 25V23H135V21H136L137 19L140 20V18H137L138 16H137V17H136V15H134ZM167 16H168V15H167ZM167 16H166V17H167ZM10 17H11V16H10ZM12 17H13V16H12ZM28 17H29V16H28ZM63 17H64V16H63ZM90 17H91V16H90ZM140 17H141V16H140ZM159 17H160V16H159ZM162 17L164 18L165 16H162ZM184 17H185V16H184ZM189 17H190V16H189ZM189 17H188V18H189ZM21 18H22V17H20V19H21ZM24 18H25V17H24ZM30 18H31V17H30ZM86 18H87V17H84V19H86ZM128 18H129V16H128ZM136 18H137V19H136ZM141 18H143V16H142ZM144 18H145V17H144ZM186 18H187V17H186ZM4 19H5V18H4ZM70 19H71V18H70ZM70 19H69V20H66V22H67V21L70 22ZM78 19H81V18H78ZM124 19H126V18H124ZM0 20H1V19H0ZM2 20H3V19H2ZM60 20H61V18H60ZM64 20H65V18H64ZM82 20H83V19H82ZM90 20H89V21H90ZM93 20H94V19H93ZM130 20H129V22H130ZM139 20H138L139 24H140V23H143V21L140 22L141 20H140V21H139ZM143 20H144V19H143ZM160 20H161V19H160ZM169 20H170V22H171V23H170L171 26L174 25V24L176 23V21H178V20H177V17L174 16V15L172 16V18H169V17L166 18V22H167V24H168V21H169ZM181 20H182V19H179V21H181ZM12 21H13V20H12ZM31 21H33V18L31 19ZM83 21H84V20H83ZM98 21H97V22H98ZM149 21H150V20H149ZM182 21H183V20H182ZM185 21H186V20H185ZM188 21H189V20H188ZM190 21H191V20H190ZM22 22H24V21L22 20ZM129 22H128V23H129ZM144 22H145V21H144ZM166 22L164 23V25L166 24ZM1 23H2V22H1ZM5 23H6V22H5ZM13 23H14V21H13ZM13 23H12V24H13ZM17 23H19V22H16V25H17ZM27 23H28V22H27ZM32 23H33V22H32ZM62 23H63V22H62ZM70 23H71V22H70ZM76 23H77V21H76ZM125 23L127 24V19L125 20ZM125 23L122 24V26H121L122 28H123V25H126ZM187 23H188V22H187ZM28 24H30V23H28ZM34 24H35V23H34ZM71 24H72V26H70V27H73V25H75V24H73V23H71ZM81 24H82V23H81ZM158 24H159V23H158ZM177 24H178V22H177ZM183 24H184V25L181 27L182 31L185 30V28H186L185 25H188L189 23L186 24V23L184 22ZM0 25L2 26V24H0ZM4 25H5V24H4ZM30 25H32V24H30ZM46 25H47V24H46ZM67 25H68V24H67ZM76 25H77V24H76ZM76 25H75V27L78 26V25H77V26H76ZM87 25H88V26H87ZM143 25L147 26L146 23L143 24ZM22 26H23V25H22ZM96 26H97V24H96ZM112 26H113V27H112ZM126 26H127V28H130V27H131V26L129 27L128 25H126ZM149 26H150V23H149ZM158 26H159V25H158ZM166 26H169V24L166 25ZM184 26H185V28H184ZM4 27H5V26H4ZM14 27H15V26H14ZM28 27H29V26H28ZM34 27H35V26H34ZM51 27H52V26H51ZM67 27H68V26H67ZM67 27H66V29H67ZM92 27H93L94 29H93ZM124 27H125V26H124ZM147 27H148V26H147ZM175 27H177V26H175ZM10 28H12V30H13V25H12V27H10ZM15 28H16V27H15ZM15 28H14V29H15ZM23 28H24V27H23ZM25 28H26V27H25ZM31 28H32V27H31ZM37 28H38V27H37ZM73 28H74V27H73ZM127 28H123L124 30H122V31L125 32V30H126ZM149 28L151 29V27H149ZM149 28L146 29V30H149ZM152 28H153V26H152ZM166 28H167V31H169L168 27H166ZM29 29H30V28H29ZM52 29H53V28H52ZM52 29H51V30H52ZM70 29H72V28H70ZM120 29H121V28H120ZM120 29H119V30H120ZM154 29H155V28H154ZM164 29H165V28H164ZM170 29H171V27H170ZM186 29H187V28H186ZM188 29H189V28H188ZM2 30H4V29H2ZM2 30H0V32H1ZM16 30H17V29H16ZM25 30H28V29L26 28ZM25 30H23V31H25ZM41 30H42V29H41ZM60 30H61V29H60ZM76 30H77V31H79V30L81 31L82 29H81V27H80L79 30H78V28H76ZM83 30H82V31H83ZM114 30H115V29H114ZM127 30H128V29H127ZM127 30H126V31H127ZM152 30H153V29H152ZM161 30H162V29H161ZM172 30H173V29H172ZM5 31H6V30H5ZM56 31H57V30H56ZM66 31H67V30H66ZM70 31H71V33H72L73 29L70 30ZM80 31H79V32H80ZM163 31H164V30H163ZM174 31H176V30H174ZM7 32H8V31H7ZM17 32H19V31H17ZM113 32L115 33L114 35H113ZM118 32H119V31H118ZM129 32H130V31H129ZM161 32H162V31H161ZM172 32H173V31H172ZM2 33H3V32H2ZM2 33H0L1 36L3 35ZM26 33H27V31H26ZM35 33H36V32H35ZM40 33H41V32H40ZM42 33H44V31H43ZM80 33H81V32H80ZM83 33H82V34H83ZM159 33H160V31H159ZM163 33H164V32H163ZM169 33H170V31L168 32L167 35H171V34H169ZM173 33H175V32H173ZM176 33H177V32H176ZM184 33H185V32H184ZM186 33H187V32H186ZM6 34H7V33H6ZM6 34H5V35H6ZM16 34H18V33H16ZM16 34H15V35H16ZM69 34H70V33H69ZM69 34H68V35H69ZM75 34L77 35V36L75 35V38L78 37V36H80L79 33H76V32H75ZM78 34H79V35H78ZM125 34H126V33H125ZM125 34H124V35H125ZM164 34H166V29H165V33H164ZM5 35H3V36H5ZM42 35H43V34H41V36H42ZM44 35H45V34H44ZM44 35H43V37L46 38L47 35H46V36H44ZM66 35H67V33H66ZM70 35H71V34H70ZM73 35H74V32H73ZM103 35H104V36H103ZM161 35H163V34L161 33ZM161 35H160V36H161ZM167 35H166L165 37H167ZM179 35H180V34H179ZM184 35H185V34H184ZM184 35H183V36H184ZM1 36H0V40H1L2 38H3V40H4V38L7 39L6 37H1ZM11 36H12V35H11ZM16 36H17V35H16ZM20 36H21V38H22L23 35H20V34H19L18 39H20ZM27 36L30 37L29 35H27ZM32 36H33V35H32ZM41 36H40V37H41ZM172 36H173V35H172ZM43 37H42V39H44ZM52 37H53V36H52ZM65 37H66V36H65ZM185 37H186V36H185ZM185 37H184V39H185ZM15 38H16V37H15ZM15 38L13 37V39H15ZM26 38H27V37H26ZM38 38H39V37H38ZM50 38H51V35H50ZM50 38H49V39H50ZM119 38L122 40V43L124 42L123 45L120 43L121 40H119ZM180 38L182 39V37H180ZM16 39H17V38H16ZM22 39H23V38H22ZM22 39H20V42H21ZM28 39H30V38H28ZM39 39H40V38H39ZM73 39H74V37H73ZM153 39H152V40H153ZM162 39H163V37H162ZM166 39H167V38H166ZM178 39H179V38H178ZM32 40H35V39H32ZM50 40H51V39H50ZM65 40H66V39H65ZM80 40H78V41H80ZM118 40H119L120 42H118ZM134 40H135L137 43H134V42H133ZM152 40H151V41H152ZM154 40H155V39H154ZM154 40H153V41H154ZM169 40H170V39H169ZM1 41H2V40H1ZM1 41H0V42H1ZM13 41H14V40H13ZM13 41H12V44H13ZM18 41H19V40H18ZM18 41L15 40V43H16V44L20 43V42H18ZM22 41H23V44H24V40H22ZM47 41H48V40H47ZM98 41H99V40H98ZM141 41H142V40H141ZM2 42L6 43V41H2ZM17 42H18V43H17ZM49 42H50V41H49ZM171 42H172V39H171ZM4 43H2V44H4ZM15 43H14V44H15ZM28 43H29V42H28ZM31 43H32V42H31ZM35 43H36V42H35ZM37 43H38V42H37ZM41 43H42V42H41ZM0 44H1V43H0ZM29 44H30V43H29ZM29 44H27V45H29ZM43 44H44V43H43ZM49 44H50V43H49ZM175 44H176V43H175ZM4 45H5V44H4ZM4 45H1V46H4ZM18 45H19V44H18ZM18 45H17V46H18ZM25 45H26V44H25ZM32 45H33V44H32ZM32 45H31V46H32ZM37 45H38V44H37ZM51 45H52V43H51ZM90 45H89V47H91ZM127 45H128V46H127ZM142 45H143V44H142ZM173 45H174V44H173ZM6 46H7V45H6ZM14 46H15V45H13V47H14ZM20 46H21V43H20V45H19L18 48H20ZM23 46H24V45H23ZM29 46H30V45H29ZM33 46H34V45H33ZM40 46H41V45H40ZM45 46H46V42H45ZM56 46H57V44H56ZM60 46H61V44H60ZM94 46H92V47H94ZM96 46H98V45H96ZM116 46H117V47H116ZM149 46H148V47H149ZM174 46H175V45H174ZM176 46H177V45H176ZM52 47H53V46H52ZM61 47H62V46H61ZM61 47H57V48H61ZM64 47H65V46H64ZM128 47H129L130 49H129ZM140 47H141V46H140ZM142 47H143V46H142ZM144 47H145V46H144ZM156 47H158V48H156ZM3 48H4V47H3ZM14 48H15V47H14ZM18 48H16V49L18 50ZM21 48H23V47L21 46ZM38 48L40 49V47H38ZM47 48H48V46H47ZM145 48H146V47H145ZM169 48H168V49H169ZM0 49H1V48H0ZM16 49H15V52L17 53V50H16ZM43 49H44V48H43ZM54 49L56 50V48H54ZM66 49H67V48H66ZM100 49H101V50H100ZM140 49H141V48H140ZM11 50H12V49H11ZM11 50H10V51H11ZM34 50H35V49H34ZM49 50H50V49H49ZM62 50H63V49H62ZM141 50H142V49H141ZM18 51H20V50H18ZM23 51H24V49H23ZM52 51H53V49H52ZM60 51H61V50H60ZM75 51H77V49H76ZM97 51H98V50H97ZM125 51H126V50H125ZM127 51H126V52H127ZM152 51L150 50V53H151V54L153 53ZM161 51H160V52H161ZM3 52H4V51H3ZM20 52H21V51H20ZM25 52H26V49H25ZM36 52H37V50H36ZM38 52H39V51H38ZM38 52H37V53H38ZM57 52H58V51H57ZM69 52H70V51H69ZM160 52H159V53H160ZM41 53H42V50H41ZM41 53H40V54H41ZM43 53H44V52H43ZM43 53H42V54H43ZM59 53H60V52H59ZM66 53H67V51H66ZM82 53H84V52H82ZM90 53H91V52H90ZM120 53H121V54H120ZM17 54H18V53H17ZM21 54H23V52H21ZM21 54H20V56H21ZM26 54H30V53L28 52V53H26ZM63 54H64V53H63ZM67 54H68V57H67V56H66V57L69 58V59H67L66 57H64L65 55H61V53H60V55L58 54L59 57H60V56L64 57V59H63V58H60V59L62 60V62L64 61V63H66V61H68V60H70V61L73 60L72 58L70 59L71 56L69 55V53H67ZM77 54H78V53H77ZM86 54H87V53H86ZM140 54H141V55H140ZM146 54H147V53H146ZM3 55H4V54H3ZM24 55H25V54H24ZM30 55H31V54H30ZM34 55H35V54H34ZM51 55H52V54H51ZM125 55H126V54H125ZM153 55H154V54H153ZM28 56H29V55H28ZM40 56H41V55H40ZM40 56H39V60L42 58V57L40 58ZM48 56H49V55H48ZM56 56H57V55H56ZM56 56H55V57H56ZM92 56H93V55H92ZM120 56H121V57H120ZM127 56H126V57H127ZM139 56H138V57H139ZM151 56H152V55H151ZM18 57H19V56H18ZM21 57H23V56H21ZM37 57H38V54H37ZM43 57H44V55H43ZM55 57H54V58H55ZM59 57H58V58H59ZM72 57H73V55H72ZM83 57H84V56H83ZM126 57H125V59H126ZM155 57H156V56H155ZM46 58H48V57H46ZM96 58H94V59H96ZM119 58H120V59H119ZM152 58H153V57H152ZM160 58H161V61H160ZM169 58H170V59H169ZM4 59H5V58H4ZM11 59H12V57H11ZM14 59H15V58H14ZM14 59H13V60H14ZM18 59H20V58H18ZM22 59H24V58H22ZM28 59H29V58H28ZM65 59H67V60H65ZM84 59H85V58H84ZM91 59H92V58H91ZM138 59H140V58H138ZM142 59H143V58H142ZM168 59H169V60H168ZM41 60H42V59H41ZM41 60H40V63H41ZM43 60H44V58H43ZM48 60H49V59H48ZM58 60H59V59H58ZM87 60H88V59H87ZM151 60H152V59H151ZM154 60H155V59H153L151 63H153ZM3 61H4V60H3ZM3 61H2V64H3ZM7 61H8V60H7ZM20 61H21V60H20ZM24 61H26V59H25ZM31 61H32V60H31ZM53 61H54V59H53ZM56 61H57V60H56ZM75 61H76V60H75ZM91 61H92V60H91ZM104 61H103V62H104ZM137 61L140 62V63L142 64L141 61L136 60V62H137ZM142 61H144V60H142ZM4 62H5V61H4ZM17 62H18V61H17ZM35 62H36V61H35ZM42 62H43V61H42ZM77 62L79 63V61H77ZM92 62H93V61H92ZM138 62H137V63H138ZM55 63H57V62H55ZM71 63H72V62H71ZM95 63H96V62H95ZM137 63H135V65H137ZM145 63H146V62H145ZM147 63H149V60L147 61ZM42 64H43V63H42ZM42 64H40V65H42ZM67 64H68V63L63 64V65H64L65 68L67 69V73L69 72L68 74H70V73H72V70H71V69L68 70L69 68H67V67H68ZM69 64H70V62H69ZM69 64H68V65H69ZM158 64H159V67H158ZM167 64H168V63H167ZM171 64H170V65H171ZM71 65H72V64H71ZM79 65H80V63H79ZM89 65H90V63H89ZM93 65H94V64H93ZM96 65H95V66H96ZM147 65H148V64H147ZM152 65H153V64H152ZM180 65H181V64H180ZM14 66H15V65H14ZM14 66H13V67H14ZM26 66H27V65H26ZM43 66H44V65H43ZM48 66H49V65H48ZM50 66H51V65H50ZM72 66H73V65H72ZM86 66H87V65H86ZM91 66H92V65H91ZM91 66H89V67H91ZM150 66H151V64H150ZM2 67H3V65H2ZM2 67H1V68H2ZM11 67H12V66H11ZM11 67H10V68H11ZM16 67H17V66H16ZM36 67H37V65H36ZM41 67H42V66H41ZM41 67H40V69H41ZM54 67H57V66L55 65ZM76 67H77V68H76ZM76 67H75L76 69L79 68L78 66H76ZM84 67H85V66H84ZM89 67H88V68H89ZM152 67H153V66H152ZM1 68H0V69H1ZM5 68H6V67H5ZM18 68H19V67H18ZM20 68H21V67H20ZM37 68H38V67H37ZM51 68H52V67H51ZM57 68H59V66H58ZM57 68H55V71H53L54 73L57 71V70H56ZM70 68H71V67H70ZM93 68H94V67H93ZM95 68H96V67H95ZM144 68H145V67H144ZM157 68H155L154 70L157 71V70H158ZM12 69H13V71H14V68H11V72H12ZM28 69H29V68H28ZM44 69H45V66H44ZM44 69H43V70H44ZM60 69H61V68H60ZM89 69H90V68H89ZM91 69H92V68H91ZM138 69H139V70L141 69V70L143 71V73L141 72V74H140V72H139ZM151 69H152V68H151ZM170 69H171V70H170ZM32 70H33V69H32ZM38 70H39V69H38ZM41 70H42V69H41ZM46 70H47V69H46ZM51 70H52V69H51ZM78 70H79V69H78ZM80 70H81V69H80ZM80 70L78 71V73H80ZM93 70H94V69H93ZM141 70H140V71H141ZM160 70H161V69H160ZM162 70H163V69H162ZM169 70H170V71H169ZM0 71H1V70H0ZM16 71H17V70H16ZM34 71H35V70H34ZM48 71H49V70H48ZM59 71H60V70L57 71V72H58L57 74H53V76H54V77L57 76L56 78H58V79H60V76H61V79H60L61 82H60V80H58V79L53 80L54 77H53V79L50 78L52 83L50 82L49 79H47V78L44 79V77H45L47 74H44L45 76H42V75L39 76V77H41V76L43 77L41 80H44V81H42V83H43V82H44V83L46 82V83H45L46 86L49 84L48 82H50L51 85H54V87H50V88H52V89H49L48 86H47V88H48L49 91H50V90L53 91V92L51 91L52 94L55 93L54 96H52V95L50 94L49 91H46V90L43 89V88L47 89L46 86H43L44 83L42 84L40 81H37V83L40 82V83L42 84V86H43L42 89L44 90V92H48V93H49L48 95H51V97H50V96H48L47 93H46V95L48 96V99L46 98L47 96H45L44 93H43V95H42V91H43V90H42V91H36L35 89H33L32 84H31L32 87H28V86H29L28 83H30L29 80H28L29 82L27 83V85H28L27 88H31V89H32L31 91H32V93L34 94V97H33L32 95H30V96H31V100L34 99V101L37 102L35 105H37L39 102H41L40 100L38 101V99H37V98H40L39 95L43 96V98H44V100H45L46 103L49 102V101H47V100H49V99H50V101H51V103H49V104H47V105H44V104H43L44 106H47V108L45 107V109H47V110H45V111H47V112H46V116H47V114H49L48 117H45V118H47L46 121H47L48 125H47V123H46V121H45V118L43 117L44 119H42V114H41V116H38L37 118H35L36 122H38V120L41 118L40 121L43 122L44 124H42L41 122H39V123H41L42 125H47V126H48V127H47V126H44V128H46V132L43 131V130H45V129L41 128V129H43V130H41V135H42V131L45 132L44 135H45V134H46V135H45V136H40V137H38L40 142L37 141V142H38V143H37V144H38V147H37V145H36V148L38 149V151H41V152H42L41 154H39L40 152H37V149H36L35 147H33V146L35 145V144H33V143L35 142L36 139L34 138L35 140H33L32 136L30 137L31 134H30V131L28 130V129H29V128H28L29 125H26V124H22V125H21V126H23L22 130L25 129V127H26L25 131L27 130V133L24 132V130L21 131V133H22L23 135H24V133H26V135H24L25 140L23 139V135H22V136H21L20 134L17 135L16 132H15V134L18 136V138H19V139L21 138V139L23 140V142H20L21 139H20V140H19L18 138L15 139V138H14L15 136H14V135L12 136V134L9 133V132H11V129H12V131H13V130L15 131V128H16V127H15L14 124H16V121H18L19 118H18V120H17L16 117H15V119H14V120H15V121H14V124H11V125H10V123H9L10 121L8 122V121L6 120V119H8V118H7L8 116L4 119V117L6 116V115H5V112H6V111L4 110L5 108L2 109V110H4V113H3V111L1 110V112H2L3 115H4V117H3V119L5 120L4 123H5L6 125H7V123H8V124L11 126V127H10L9 125H7V126L5 125V128H4V126L2 125V126H3V129H4V130H3L4 132L7 131V130H9L10 128H11V129H10L9 131H7L8 134L6 133V134L3 135V133H1L3 136L0 134V135L2 136V137H0V138H1V141H2V142L0 141V144H1V145L3 144V140H5L4 143H6L7 141L10 142V143L7 142V144H6L7 147L3 144V145L5 146V148H3L4 151H2V149H1V148L4 147V146H2V147L0 148V149H1L0 152H1V151L3 152V153H1L2 155H0V158H2V159L0 160V161H1V162H0V229H1V230H0V231H2V229H4V232H5V233H1V232H0L1 234H3L2 236H1V234H0V240H1V241L4 240V238H5V239L7 238V237H5V236H6V234H9V233H10L9 230L12 231V230L14 229V226H13V225L15 224V222H14V221H11V220H13L14 218L18 217V216H16V215H19V217H18V218H20V219H18V220H20V221H19V224L21 225V224L24 223V226L26 225V227H27L28 224H26L25 221H26L27 223H29L28 220H30V217L27 218V220H25V221H24L25 218L23 219L22 217H25V216L28 217L29 214H30V212H31V210H32V212L35 213V210L31 209V208H30V207H31L30 205H29L30 212L28 213V211H27L28 214H26L25 216H20L21 214L14 213V212H17V211H18L19 207H20L21 210L24 209L25 212H26V209H28V208H27L28 204H27V205H26V204L24 205V203H25V202L28 203V202H29V199L26 200V199L23 197V198L26 200V201H25L24 199L22 200L24 203L21 202V201H19V200H20V199L22 198V196H24V195H26V196H27V195L30 196V195H29L30 193H33L34 195H36V194H35V193H37L36 190H39V188H38L39 186H36V185L38 184V182H36V183H35L36 185H35L34 187H37V189H35V190L33 189V190L36 191V192H33V190H32V192L30 191V190L32 189V188H30L32 184H30V187H29V184H28V183L31 182V179H32L33 175L31 176V174H29V175L31 176V178H30V180H29V176H28V182H26L28 185L22 180V179H24V177H26V176L28 175V173H27L28 171H31V170L34 171V168H33V167H35V166H32V164L24 165V164H28V161H29V160H31V161H29V163H30V162L32 163V161H34V162L37 161V160H35L36 158L40 160V165H41L42 167H41V168L39 167L40 165H38V164H39V160H38L36 166L38 165L37 167L39 168V171H38V169H37V171L40 172V169L42 170V169L44 168L45 172H44V170H42L43 173H42V171H41V173H42L43 175L46 173L45 175L48 177V178H47L48 180L46 179V181H45V178H44L43 175L41 174V175H42L41 177L44 178L43 181L41 180V181L43 182V184L40 182L42 185H44V181H45V182L51 181V180H50V177L55 178V177H53V174H54V173L50 170L52 167H53L52 169H54V167H56V168H60V175H61V176H57V177H56V179H55V180L57 181L56 183H53L54 180L52 179V180H53L52 183H49V182H48L47 184L45 183L44 187H43L42 185H40V187L42 186L44 189L41 187L42 190H43V195L40 194V191H39V194H40V195H38V194L36 195L38 198H39V196H42L43 199H44L45 196H46V197H47V196H48V197H52L53 204H55V206H56L57 208H59V207H61V205H62L61 203L64 201V199H65V197L67 196V194H69V193L72 191V189L74 188V185H73L74 183H72L71 180H74V177H73L72 175L74 174V171H76L78 168H77V169H74V171H73V166H75V165L72 164V165H73V166H72V165L70 164V161L72 160L71 158H75L76 156H78V154L81 155V153H80V151H81L80 148H77V146H76V144L78 145V142H79V141H77V139L79 138V134L77 133V130H78L79 128L76 127V126H77V123H76L75 120H74L75 124L72 123V122H71V123H70V122L67 123V122L65 121V122L68 124L67 127H68L69 130H68V129H67V130H68V132L70 131V133H68V134H69V138H68V135H66L67 139H65V138L62 139V135L64 136L63 133L65 132L64 127H65L66 123H65V124H64V123H60V122H62V121H60V120H61L60 118L63 117L64 114H65L64 112H65L66 110H69V109H66V110H64V111L61 110V109L68 108V105H67V104H66L67 107L64 106L65 103H66V101H67L66 97L68 96V97H67V98H68V101L71 100V99H69V98H71L69 95H70V94L73 95L74 92L71 93V92H72L71 89H70L71 92H70V91L67 92V89H66V90L64 89L65 86L63 87L62 84H65V83H64V80H65V82H68V81H66L68 78H67V79L64 78V80H62V79H63L62 77H63L64 73L62 74L61 71H60V72H59ZM70 71H71V72H70ZM88 71H89V70H88ZM96 71H97V70H96ZM145 71H147V74H148V70L145 69ZM2 72H4V69H3ZM2 72H1V73H2ZM18 72H19V71H18ZM22 72H23V71H22ZM31 72H32V71H31ZM31 72H30V73H31ZM40 72H41V71H40ZM40 72H38V73H40ZM46 72H47V71H46ZM49 72H50V71H49ZM62 72H63V70H62ZM64 72H65V71H64ZM74 72H75V74L77 73L76 71H74ZM74 72H73V73H74ZM81 72H82V71H81ZM89 72H90V71H89ZM159 72H160V71H159ZM167 72H170V74L167 73ZM1 73H0V74H1ZM19 73H20V72H19ZM47 73H48V72H47ZM73 73H72V74H73ZM91 73H92V72H91ZM155 73H156V72H155ZM155 73H153V74H155ZM165 73H163V74H165ZM9 74H10V73H9ZM33 74H34V72H33ZM58 74H59V76H58ZM60 74H61V75H60ZM81 74H83V72H82ZM156 74H158V73H156ZM11 75H12V74H11ZM16 75H17V74H16ZM16 75H15V76H16ZM18 75H19V74H18ZM22 75H23V74H22ZM49 75H50V74H49ZM55 75H56V76H55ZM73 75H74V74H73ZM78 75H80V74H78ZM159 75H160V73H159ZM0 76H2V75H0ZM9 76H10V75H9ZM31 76H32V75H31ZM35 76H36V75H35ZM71 76H72V75H71ZM76 76H77V75H76ZM81 76H82V75H81ZM145 76H146V75H145ZM148 76H150V75H148ZM154 76H155V75H154ZM157 76H158V75H157ZM49 77H52V76H49ZM65 77H66V76H65ZM67 77H68V76H67ZM69 77H70V76H69ZM74 77H75V75H74ZM108 77H109V78H108ZM164 77H165V76H164ZM177 77H178V76H177ZM10 78H11V77H10ZM21 78H22V77H21ZM36 78H37V77H36ZM77 78H79V79L81 78V79H82L83 77H75V78H74L75 80L72 79V80H74L73 83L71 82V84H70V83L68 82V84H70L69 86L76 85V82H78V81L76 80ZM22 79H23V78H22ZM33 79H34V78H33ZM39 79H40V78H39ZM79 79H78V80H79ZM86 79H87V78H86ZM86 79H85V80H86ZM142 79H143V78H142ZM155 79H156V77H155ZM175 79H176V80H175ZM9 80H11V79H9ZM9 80H8V81H9ZM36 80H37V79H36ZM36 80H34V81H36ZM46 80H48V81H46ZM57 80L59 81V84H58V81H57ZM82 80L84 81V79H82ZM82 80H80V81H82ZM112 80H113V78H112ZM18 81H19V80H18ZM31 81H33L32 78H31ZM54 81H57V83L55 82L56 85H55ZM69 81H70V79H69ZM91 81H92V80H91ZM91 81H90V84L92 83V85H94V83H96L95 80H94V83L91 82ZM99 81H100V79H99ZM166 81H167V80H166ZM13 82H14V81H13ZM15 82H16V81H15ZM62 82H63V83H62ZM104 82H103V83H104ZM136 82H137V83H136ZM149 82H150V81H149ZM171 82H170V83H171ZM16 83H17V82H16ZM31 83H32V82H31ZM53 83H54V84H53ZM74 83H75V84H74ZM82 83H83V82H82ZM84 83H85V82H84ZM84 83H83V84H84ZM135 83H136V84H135ZM140 83H142V81H141ZM156 83H157V82H156ZM11 84H12V83H11ZM14 84H15V83H14ZM35 84H36V83H35ZM35 84L33 83V85H35ZM45 84H44V85H45ZM57 84H58V85H57ZM68 84H65V85L68 86ZM100 84H102V83H100ZM20 85H22V84H20ZM84 85H86V84H84ZM104 85H105V83H104ZM104 85H103V86H104ZM107 85H106V86H107ZM111 85H112V86H111ZM132 85H134V86H132ZM140 85H141V84H140ZM146 85H147V84H146ZM157 85H158V83H157ZM157 85H156V86H157ZM17 86H18V85H17ZM23 86H24V85H23ZM67 86H66V87H67ZM69 86H68V87H69ZM86 86H88V84H87ZM106 86H104L105 89H106ZM113 86H115V87H113ZM131 86H132V87H131ZM151 86H152V85H151ZM158 86L160 87V85H158ZM158 86H157V87H158ZM164 86H165V85H164ZM174 86H175V85H174ZM76 87H77V86H72V88H76ZM84 87H85V86H84ZM84 87H83V89H84ZM97 87H98V86H97ZM104 87H103V88H104ZM109 87H107V88H109ZM111 87H113L114 90H116L114 93H113L114 90H113ZM123 87H124V88H123ZM6 88H7V87H6ZM12 88H13V87H12ZM25 88H26V86H25ZM27 88H26V89H27ZM69 88H70V87H69ZM89 88H90V87H89ZM115 88H116V89H115ZM135 88H136V87H135ZM9 89H10V88H9ZM79 89H80V88H78V90H79ZM85 89H86V87H85ZM93 89H94V88H93V86H92V89H91V90H93ZM101 89H102V88H101ZM105 89H104V91H105ZM123 89H124V90H123ZM159 89H160V88H159ZM161 89H162V88H161ZM163 89H164V88H163ZM1 90H2V89H1ZM13 90H15V89H13ZM29 90H30V89H28V91H29ZM40 90H41V89H40ZM54 90H56V91H54ZM68 90H69V89H68ZM73 90H74V89H73ZM75 90H77V88H76ZM75 90H74V91H75ZM95 90H96V89H95ZM107 90H109V89H106V91H107ZM112 90H113V91H112ZM133 90H134V91H133ZM34 91L37 92V94L34 93ZM82 91H83V92H81V93H83V94H84L85 91L89 94V92H88L89 90L87 91V89H86V90H82ZM98 91H99V88H98ZM98 91H97V92L95 91V93H98ZM130 91H131V92H130ZM132 91H133V92H132ZM166 91H167V90H166ZM2 92H3V91H1L0 93H2ZM38 92H39V95H38ZM40 92H41V93H40ZM86 92H85V93H86ZM100 92H102V91H100ZM107 92H108V91H107ZM167 92H168V91H167ZM169 92H170V91H169ZM23 93H24V92H23ZM69 93H70V94H69ZM75 93H76V92H75ZM87 93H86V94H87ZM92 93H93V92H92ZM92 93H90V94H91L92 96H94L95 93H94V94H92ZM103 93H104V95H106V92H103ZM127 93H128V94H127ZM11 94H12V89H11ZM77 94H79V93H77ZM110 94H111V93H110ZM35 95H38V96H36L37 98L35 97ZM55 95H58V96H56V97H57L56 99H55ZM91 95H90V96H91ZM1 96H2V95H1ZM44 96H45V97H44ZM82 96L85 97V96H88V95H82ZM92 96H91V98H92ZM99 96H98V97H99ZM124 96H125V97H124ZM11 97H12V96H11ZM14 97H15V96H14ZM17 97H18V96H17ZM17 97H15V98H17ZM19 97H20V96H19ZM23 97H24V96H23ZM32 97H33V98H32ZM53 97H54V98H53ZM88 97H89V96H88ZM95 97H97V94H96ZM98 97H97V98H98ZM106 97H107V96H106ZM123 97H124V98H123ZM128 97H129V96H128ZM4 98H5V96H4ZM12 98H13V97H12ZM43 98L41 97V100L44 102ZM58 98H60V99H58ZM93 98H94V97H93ZM122 98L124 99V100H123L124 102L122 101ZM130 98H131V97H130ZM133 98H134V96H133ZM138 98H139V97H138ZM138 98L135 97L134 99H132V100H134V101H131V104H130V105L132 106V104L136 103V101L138 100ZM19 99H20V98H19ZM35 99H36V100H35ZM51 99H53V100H51ZM57 99H58V100H61V101H58ZM65 99H66V101H65ZM81 99H82V98H81ZM83 99H86V98H83ZM128 99H129V98H128ZM145 99H146V98H145ZM62 100H63V101H62ZM95 100H96V99H95ZM104 100H105V101H104ZM129 100H130V99H129ZM17 101H18V99H17ZM34 101H33V102H34ZM64 101H65V102H64ZM72 101H73V103L76 105L75 108L77 109V108L79 107L78 103H79L80 101H79V102H78V101L74 102V100H72ZM72 101H71V102H72ZM85 101H86V100H85ZM85 101H84V102H85ZM97 101H98V100H97ZM99 101H98V102H99ZM138 101H139V100H138ZM138 101H137V102H138ZM5 102H6V101H5ZM45 102H44V103H45ZM55 102H57V103L54 104ZM58 102H60V103H58ZM62 102H64V103H62ZM77 102H78V103H77ZM84 102H83V103H84ZM98 102H97V103H98ZM128 102H129V101H128ZM128 102L125 103V106H126V104H127ZM12 103H13V102H12ZM26 103H27V102H26ZM28 103H29V102H28ZM31 103H32V102H31ZM46 103H45V104H46ZM52 103H53L54 105H53ZM67 103H68V102H67ZM73 103H71V104H73ZM81 103H82V102H81ZM33 104H34V103H33ZM51 104L54 106L55 111H56V114L53 112V110L51 111V108H50V107H52V106H50ZM57 104H61V105H63L64 108H63L62 106L59 107L60 105L58 106ZM69 104H70V103H69ZM85 104H86V102L84 103V105H85ZM105 104L108 105V106L106 107ZM14 105H15V104H14ZM26 105H27V104H26ZM28 105H29V104H28ZM31 105H32V104H30V106H31ZM39 105H40V104H38V106H39ZM48 105H49V106H48ZM56 105L59 107V109H58V107H55ZM77 105H78V106H77ZM86 105L89 106V102H88ZM122 105H123V106H122ZM145 105H147V104H145ZM16 106H17V105H16ZM38 106H36V107L39 109ZM104 106H105V107H104ZM133 106H135V104H134ZM5 107H6V106H5ZM12 107H14V106H12ZM27 107H29V106H27ZM36 107H35V108H36ZM48 107H49V108H48ZM73 107H74V106H72V109H74ZM91 107H93V105H92ZM96 107L98 108V106H96ZM96 107H93V108L95 109ZM103 107H104V108H103ZM109 107H110V108H109ZM128 107H129V106H128ZM128 107H127V108H128ZM135 107H136V106H135ZM146 107H147V106H146ZM10 108H11V107H10ZM31 108H32V106H31ZM31 108H30V109H31ZM37 108H36V110L33 109L34 112H33V113L31 112V114H34V113H35L34 115H36V114H38L39 112H40V113L43 112V111L41 112V110H42V108H43V107H42V102H41V110L39 109V112H36V111L38 110ZM52 108H53V107H52ZM54 108H53V109H54ZM60 108H61V109H60ZM69 108H70V106H69ZM84 108H85V107H84ZM97 108H96V109H97ZM139 108H140V107H139ZM11 109H12V108H11ZM13 109H14V108H13ZM19 109L21 110L20 107H19ZM22 109H23V108H22ZM49 109H50V110H49ZM56 109L59 110V113H57L58 111H57ZM72 109H71V111H73ZM76 109H74V110H76ZM90 109H91V108H90ZM90 109H89V111H90ZM94 109H91V111H94ZM130 109H131V108H130ZM142 109H143V108H142ZM25 110H26V109H25ZM48 110H49V111H48ZM60 110H61V112L63 111L64 114L61 113ZM80 110H81V109H80ZM83 110H84V109H83ZM85 110L87 111L88 109L86 108ZM120 110H121L122 113L120 112ZM138 110H139V109H138ZM45 111H44V113H45ZM95 111H96V110H95ZM98 111L100 112V109H99ZM17 112H18V111H17ZM48 112H49V113H48ZM52 112H53L54 115L52 114ZM69 112H70V110H69ZM78 112L80 113V111H78ZM81 112H82V110H81ZM101 112H100V113H101ZM132 112H134V111L132 110ZM138 112H139V111H138ZM20 113H21V112H20ZM29 113H30V112H29ZM44 113H43V114H44ZM72 113L74 114V111H73ZM86 113H89V112H86ZM91 113H93V112H91ZM97 113H98V112H97ZM97 113H96V114H97ZM120 113H121L122 116H120ZM140 113H141V112H140ZM0 114H1V113H0ZM15 114H16V113H15ZM17 114H18V113H17ZM31 114H26V113H25V115H24V116H25V120H24L23 117H22V123H24V121H25L26 123H28V120H26V119H27V118L29 119V116L32 117ZM50 114H52L51 117H49ZM58 114H59V115L63 114V115L60 116V118H59V117H58ZM66 114H68L67 111H66ZM70 114H71V113H70ZM70 114H69V115H70ZM80 114H81V113H80ZM98 114H99V113H98ZM98 114L95 115V112H94V113H93V116H96V117H97V116H100V114H99V115H98ZM125 114H127V113H125ZM132 114H133V113H132ZM132 114H131V115H132ZM9 115H10V114H9ZM28 115H29V116H28ZM39 115H40V114H39ZM69 115H68V116H69ZM88 115H89V114H88ZM103 115H104V114H102V116H103ZM105 115H104L105 118L102 117L103 119H102L101 117H99V118L102 119L101 121H103L104 119H106V118L108 117V116L106 117ZM111 115H109V116H110L109 119L111 118ZM139 115H140V114H139ZM139 115H138V116H139ZM1 116H2V114H1ZM17 116H18V115H17ZM26 116H27V117H26ZM36 116H37V115H36ZM43 116H45V115H43ZM66 116H67V115H66ZM68 116H67V117H68ZM80 116H81V115H80ZM119 116H120V117H119ZM129 116H130V115H129ZM39 117H40V118H39ZM52 117H53V120H52ZM54 117H58L60 120H54V119H57V118H54ZM64 117H65V116H64ZM64 117H63V118H64ZM74 117H76V116L74 115L73 118H74ZM83 117H84V116H83ZM83 117H82V119L84 120ZM113 117H112V118H113ZM11 118H12V117H11ZM32 118H34V117H32ZM63 118H62V119H63ZM69 118H70V117H69ZM69 118H68V120H70ZM73 118H72V119H73ZM88 118H90V117H88ZM92 118H93V120L96 119L95 117H91L90 119L92 120ZM99 118L96 119V120L99 121V125H102L101 123H103L104 121H108V119H106V120H104L103 122L100 123ZM112 118H111V119H112ZM116 118L113 119L115 122L117 121ZM0 119H1V117H0ZM9 119H10V118H9ZM30 119H31V118H30ZM30 119H29V120H30ZM48 119H49L50 121H48ZM65 119H66V117H65ZM80 119H81V118H80ZM123 119H124V118H123ZM125 119H126V118H125ZM35 120H34V121H35ZM42 120H44L45 122L42 121ZM51 120H52V121H51ZM66 120H67V119H66ZM68 120H67V121H68ZM113 120H112V121H113ZM139 120H140V119H139ZM2 121H3V120H2ZM6 121H7V122H6ZM58 121H60V122H58ZM63 121H64V119H63ZM89 121H90V120H89ZM112 121H111V122H112ZM114 121H113L112 123H110V120H109V123H110L109 128H110V129L108 128V126H107V129H106V127H105V126H106V122H104V125H105V126L103 125V126L105 127L104 130H105V129H106V130L109 129V130L112 132L111 138H109V137H110V136H109V133H110V132H109V131H105V132L103 131L104 134H106V132H108V135H107V136H109L108 139H112V137H114L115 134H116V135L118 134V133L115 132V130H113V131L111 130V129L114 128V126H115L118 122H119V123H118L117 125L119 126V130H116V131H118L119 134H120V132L122 133V131L125 130L124 128H126V127H124V123L126 124V121L124 122V120H122V121H123V122H122L121 120H118L117 123H115ZM30 122H31V121H30ZM77 122H78V121H77ZM121 122H122V123H121ZM0 123H1V122H0ZM2 123H3V122H2ZM11 123H13V120H12ZM34 123H35V122H34ZM39 123H38V124H39ZM83 123H85V122L83 121ZM96 123H97V122H96ZM107 123H108V122H107ZM109 123H108V124H109ZM120 123L123 124V125H121ZM29 124H31V123H29ZM38 124H37V125H38ZM79 124H80V128L82 129V127H81V121H80V123H78V125H79ZM111 124H112V125H111ZM130 124H131V122H130ZM13 125H14V126H13ZM97 125H98V123H97ZM99 125H98V127L102 128V127L99 126ZM113 125H114V126H113ZM2 126H1V127H2ZM27 126H28V127H27ZM33 126H34V130H35L36 125L33 124ZM33 126H32V127H33ZM40 126H41V125H39V126L37 127L38 129H37V128H36V129L39 130V127H40ZM94 126H95V125H94ZM121 126H122V127H121ZM9 127H10V128H9ZM14 127H15V128H14ZM83 127H84V126H83ZM111 127H113V128H111ZM115 127H117V126H115ZM6 128H7V129H6ZM30 128H31V127H30ZM121 128H122L123 130H122ZM129 128H130V127H129ZM137 128H138V127H137ZM31 129H32V128H31ZM81 129H80V130H81ZM83 129H84V128H83ZM96 129H99V128L96 127ZM102 129H103V128H102ZM102 129H100V133L98 132V135H102V134H103V132H102V134H101V130H102ZM116 129H118V127H117ZM1 130H2V128L0 129V132H1ZM17 130H18V129H17ZM37 130H35L34 132H36ZM80 130H78V132H79ZM85 130H86V129H85ZM83 131H84V130H83ZM98 131H99V130H98ZM126 131H127V129H126ZM138 131H139V130H138ZM31 132H33V131L31 130ZM37 132H39V131H37ZM12 133H13V132H12ZM79 133H80V132H79ZM125 133H127V132H125ZM138 133H139V132H138ZM138 133H137V134H138ZM27 134H30V135L28 136ZM33 134H35V133H33ZM88 134H89V133H88ZM95 134H97V132H95ZM110 134H111V133H110ZM119 134H118L117 138L115 137V138H113V139H114V140H115V139H118ZM133 134H134V133H133ZM35 135H36V134H35ZM70 135H71L72 137H71ZM81 135H82V134H81ZM81 135H80V136H81ZM85 135H86V134H85ZM98 135H96V136L98 137ZM116 135H115V136H116ZM122 135H123V134H122ZM122 135L120 134V136H121L120 138H121V140L123 141V139H122V138H123ZM126 135H127V134H125V136L123 135L124 138L127 137ZM5 136H7L10 140H9V139H5V138H6ZM19 136H21V137H19ZM103 136H105V137H103ZM33 137H34V136H33ZM70 137H71V138H70ZM82 137H83V136H82ZM82 137H80V138H82ZM99 137H101V136H99ZM99 137H98V141L100 140L99 144L102 143V145L100 144L101 147L98 146V148H96V145H97V143H98V142H97V138H96L95 142H97V143H96V145L94 146V148H96V149L98 150L99 148L102 149V147H103V148H104V147L106 148V146H107V148H110V151H111V149L113 150V148H111V147L114 146V145H112V144H114L116 141L114 142L113 140H112V141L107 140L106 135H102V138H101V139H99ZM2 138H3V139H2ZM26 138H27V139L29 138L30 140L32 139V141H34V142L32 143L33 145L31 144V141L28 139V140L30 141V142H29L28 140H26ZM103 138H105V140H104ZM120 138H119V139H120ZM16 140H17V143H18L17 145H18V146L16 145L17 147H14L15 145H13V144H16V143H15ZM83 140H85L84 137L82 138L81 141L83 142ZM121 140H118V141H121ZM18 141H19V142H18ZM76 141H77V142H76ZM102 141L105 143V146H103V142H102ZM105 141H106V142L109 141V142L106 143ZM82 142H81V143H82ZM110 142H111L112 144H111ZM127 142H128V141H127ZM35 143H36V142H35ZM109 143L111 144V146H109ZM117 143H118V142H117ZM121 143H122V142H121ZM8 144H9V145H8ZM86 144H87V143H86ZM106 144H107V145H106ZM124 144H125V143H124ZM1 145H0V146H1ZM10 145H11L12 147H11ZM79 145H80V144H79ZM89 145H90V144H89ZM92 145H93V144H92ZM121 145H122V144H121ZM8 146H10L12 149H14V148L17 149V148H18V150H17L18 153H16V149H15V152H12V151H11V148H10V150H9ZM80 146H81V145H80ZM87 146H88V144H87ZM108 146H109V147H108ZM13 147H14V148H13ZM88 147H90V146H88ZM91 147H92V146H91ZM76 148L78 149V151H77L78 153L76 152V150H77ZM86 148H87V147H86ZM92 148H93V147H92ZM105 148H104V150H103L104 152L106 151ZM114 148H115V147H114ZM119 148H120V147H119ZM84 149H85V148H84ZM33 150H35L36 153L39 154V155H37L36 153H34ZM79 150H80V151H79ZM89 150H90L91 153L88 151V149H87V151H88L87 153L92 154L93 151H91V149H89ZM94 150H95V149H94ZM114 150H115V149H114ZM7 151H8V152H7ZM31 151H33V155L35 154L34 156L32 155V152H31ZM103 151H102V152H103ZM108 151H109V150H107V152H108ZM6 152H7V153H6ZM75 152L77 153V155H76ZM113 152H114V154H115V151H113ZM113 152H112V153H113ZM10 153H12V154H10ZM14 153H15V154H14ZM95 153H96V152H95ZM97 153H98V154H97ZM97 153H96V154L99 155V153H101V150H100V151L98 150ZM112 153H111V154H112ZM17 154H18V155H17ZM103 154H105V155H103ZM103 154H102V155H101V154L99 155L100 158H102V159H103V157H104L103 160H105V159L108 157V156H107L108 154H109L110 157H111L110 152L107 153V155H106V153H103ZM36 155H37V156H36ZM80 155L78 156V158L83 157V156H80ZM97 155H96V156H97ZM1 156H2V157H1ZM93 156H94V158H92V159H95L96 156H95L94 153H93ZM93 156H92V157H93ZM87 157H88V159H89V156H87ZM97 157H98V156H97ZM97 157H96V159H97ZM110 157H108V158H110ZM8 158H11L10 160L14 159V161H13V166L15 167V169L18 168V169L16 170L17 172H16V171H12V169H13L14 167L11 169L12 166H10L9 164H11L12 162H11V163H10V162L8 163V162H7V160L9 161ZM34 158H35V159H34ZM78 158H77V159H78ZM100 158H99L98 160H100ZM108 158H107V159H108ZM112 158H113V157H112ZM33 159H34V160H33ZM107 159H106V160H107ZM117 159H118V158H117ZM15 160H16V162H15ZM73 160H75V162L77 161L76 158L73 159ZM73 160L71 161V163L73 162ZM98 160H95V161L97 162ZM106 160H105V161H106ZM110 160H111V159H110ZM79 161H81V159H80ZM105 161H104V162H105ZM14 162H15V163H14ZM41 162H42V163H41ZM81 162H82V161H81ZM100 162H101V161H99V163H100ZM102 162H103V161H102ZM17 163H18V164H17ZM21 163H23L24 166H22ZM35 163H36V162H35ZM76 163H78V164H76ZM76 163H74V164H76V165H78V166L80 165L79 162H76ZM91 163H92V161H91ZM94 163H95V162H94ZM99 163H98V164H99ZM114 163H115V162H114ZM16 164H17V165H16ZM101 164H103V163H101ZM18 165H19V166H18ZM20 165H21V166H20ZM33 165H34V163H33ZM88 165H89V164H88ZM91 165H92V164H91ZM99 165H100V164H99ZM104 165H105V164H103V166H104ZM9 166H10V167H9ZM30 166L32 167V169L30 168ZM70 166H72V167H70ZM96 166H97V165H96ZM101 166H102V165H101ZM101 166H99L100 169H101ZM109 166H110V165L108 164V167H107V168H109ZM16 167H17V168H16ZM37 167H36V168H37ZM79 167H81V165H80ZM93 167L95 168V166H93ZM93 167H92V168H93ZM112 167H113V165H112ZM9 168H10V169H9ZM24 168H25V169H24ZM26 168H27V169L29 168L28 171L26 170ZM71 168H72V169H71ZM96 168H98V167H96ZM116 168H117V167H116ZM8 169H9V172H8ZM20 169H21V171H22L23 169L26 170L27 175H26V173H24L25 175H24V174H17V173H19V172L21 173V171H19ZM35 170H36V169H35ZM56 170H57V169H54L53 171H56ZM88 170H89V169H88ZM98 170H99V169H98ZM101 170H102V169H101ZM115 170H116V169H115ZM11 171H12V172H11ZM33 171H32V174H33ZM72 171H73V173L71 174ZM77 171H78V170H77ZM79 171H80V169H79ZM93 171H94V170H93ZM110 171H111V170H110ZM110 171H109V172H110ZM100 172H101V171H100ZM102 172H103V171H102ZM104 172H105V171H104ZM106 172H108V170H107ZM13 173H14V174H13ZM15 173H16L17 175H16ZM22 173H23V171H22ZM29 173H31V172H29ZM56 173H58V171H57ZM98 173H99V172H98ZM110 173H111V172H110ZM7 174H8V175L10 174V176H7ZM34 174L37 175V173H35V171H34ZM38 174H39V173H38ZM70 174H71V176H72L73 178H72L71 176H69ZM76 174H77V173H75V175H76ZM103 174H104V173H103ZM106 174H107V173H106ZM5 175H6L7 177H9V178H8L9 180L7 179V177H6ZM13 175H14L15 177H14V179H11L10 177H13ZM18 175H19V176L22 175V176H21L22 178L20 179L21 181L19 180ZM36 175H35V177H36L35 179L38 178ZM57 175H58V174H57ZM77 175H78V174H77ZM79 175H81V174H79ZM79 175H78V177H80ZM16 176H17V177H16ZM46 176H45V177H46ZM54 176H56V175H54ZM66 176H68V177H66ZM105 176H106V175H105ZM58 177H60V178H58ZM69 177H70V179H69L70 181L67 182V181H68L67 178H69ZM17 178H18V179H17ZM71 178H72V179H71ZM76 178H77V176H76ZM104 178H105V177H104ZM10 179H11V180H10ZM35 179L33 178V180H35ZM39 179H40V178H39ZM66 179H67V180H66ZM33 180H32V181H33ZM37 180H38V179H37ZM78 180H80V179H78ZM105 180H107V179L105 178ZM105 180H104V181H105ZM25 181H27L26 178H25ZM29 181H30V182H29ZM21 182H22V183H21ZM23 182H24V183H23ZM74 182H75V181H74ZM40 183H39V184H40ZM64 183H65L67 186H64ZM22 184H23V185H22ZM24 184H25V185H24ZM39 184H38V185H39ZM75 184H76V183H75ZM26 185H27L26 189H27V188L30 189V190H25V191H28V193H27V192L24 193V191H23V190L25 189V186H26ZM46 185H47V188H48L47 190H46ZM50 185H51V186H50ZM72 185H73V186H72ZM23 186H24V188H23ZM32 186H33V185H32ZM48 186H50V187H48ZM76 186H77V185H76ZM72 187H73V188H72ZM50 188H51V189H50ZM44 190H46V191H44ZM29 191H30V193H29ZM72 192L74 193V191H72ZM22 193H24V195H21ZM73 193H72V194H73ZM44 194H45V195H44ZM74 194H76V193H74ZM31 195H32V194H31ZM69 195H70V194H69ZM69 195H68V196H69ZM26 196H25V197H26ZM71 196H72V195H71ZM71 196H70V197H71ZM76 196H77V195H76ZM76 196H74V197L76 198ZM42 197H40L41 199H39V200H41V202H42V200H43ZM46 197H45V199H47L48 201H50V198H46ZM26 198H27V197H26ZM29 198L32 199V197H29ZM66 198H67V197H66ZM72 198H73V197H72ZM75 198H73V199L75 200ZM67 199H69V198H67ZM32 200H33V199H32ZM34 200H35V198H34ZM39 200H38V201H39ZM48 201H45V203H46V202L48 203ZM65 201H66V199H65ZM68 201H69V200H68ZM19 202L23 203V205H21ZM70 202H71V201H70ZM70 202H69V204H70ZM73 202H74V201H73ZM18 203L20 204V206H19ZM39 203H40V201H39ZM42 203H44V202H42ZM47 203H46V204H43L44 207H46ZM50 203L52 204V201H50L48 204H50ZM63 203H64V202H63ZM65 203L67 204V202H65ZM65 203H64V204H65ZM74 203H76V202H74ZM31 204H32V203H31ZM51 204H50V205H51ZM53 204H52L51 207H50L51 210H50V213H49V214H51L54 210H56V209H55V206H54ZM60 204H61V205H60ZM17 205H18L17 211H16V210L14 211V209H16L15 207H17ZM37 205H38V207L40 206L39 204H37ZM57 205H58V206H57ZM48 206H49V205H48ZM62 206H63V205H62ZM21 207H22V208H21ZM40 207H41V206H40ZM40 207H39V208H36V211H37V210L40 211V210H41ZM53 207H54V208H53ZM69 207H70V206H69ZM71 207H72V206H71ZM32 208H33V207H32ZM50 208L48 207V209H47V208L44 209L46 214H45V213H43V214L46 215V216L44 215V216L46 217V219H47L48 210H49ZM52 208H53V211H52ZM63 208H66V207H63ZM67 208H68V207H67ZM29 209H28V210H29ZM58 210H60V209H58ZM58 210H57V211H58ZM63 210H64V209H63ZM19 211H20V210H19ZM22 211H23V210H22ZM20 212H21V211H20ZM36 213H37V212H36ZM40 213H41V212H40ZM53 213H54V212H53ZM24 214H25V213H23V215H24ZM12 215H13V216L15 215L16 217H14L13 219H11ZM30 215H32V214H30ZM37 215H38V213H37ZM37 215H35V216H37ZM32 216H34V215H32ZM38 216H39V217H38L39 220H41V219H40V218H41L40 216H43V215H38ZM45 217H43V219H44ZM48 217H49V215H48ZM50 217H51V218H48V219H47L48 221H51V220L53 219V214H52V216L50 215ZM9 218H10V220H9ZM21 218L23 219V222H21ZM35 218H37V217H35ZM55 218H56V217H55ZM55 218H54V219H55ZM49 219H50V220H49ZM57 219H58V218H57ZM14 220H17V219H14ZM18 220H17V221H18ZM39 220H36V219H35V220L33 221V217H32V221H31L32 225H31V226H34V227L28 226V228L31 227V228H33V230H34V228L36 227L35 230H37V227H39V229H41L40 226H39V224H42V222L39 221ZM58 220H59V219H58ZM9 221H10L11 223H12V222H14V223L8 225V224H9ZM17 221H16V223H17ZM45 222H46V220H45ZM45 222H44V223H45ZM51 222H52V221H51ZM55 222H56V221H55ZM49 223H50V222H46V224H49ZM53 223H54V222H53ZM53 223H52V224H53ZM50 224H51V223H50ZM52 224H51L50 226H52ZM11 225H12L13 227H12ZM20 225H19V226H20ZM53 225H55V224H53ZM9 226H10L11 229H9ZM21 226H22V225H21ZM21 226H20V227H21ZM20 227H19V229L22 231V229H23L24 227H23V226H22L23 228H20ZM41 227H42V226H41ZM43 227H44V226H43ZM46 227H47V226H46ZM46 227H44L45 229H44L43 233L45 232V230L48 231V229H46ZM52 227H54V226H52ZM52 227H51V228L49 227V228L52 229ZM8 229H9V230H8ZM15 229H17V228H15ZM15 229H14L13 231H15ZM19 229H18V231H20ZM24 229H25V228H24ZM24 229H23V230H24ZM53 229H55V228H53ZM25 230L28 231L29 229H28V230L25 229ZM41 230H42V229H41ZM41 230H40V232H41ZM8 231H9V232H8ZM18 231H16V232H18ZM21 231H20V232H21ZM49 231H50V230H49ZM54 231H55V230H54ZM33 232H34V231H33ZM35 232H36V231H35ZM37 232H38V230H37ZM51 232H53V231L51 230ZM11 233H12V232H11ZM11 233L8 235L9 237H10V235H12V237L15 235L14 232H13V234H11ZM18 233H19V232H18ZM23 233H24V232L22 231V234H23ZM27 233H28V232H27ZM38 234H39V233H38ZM16 235H17V233H16ZM18 235H19V234H18ZM1 237H2V238H1ZM3 237H4V238H3ZM12 237H10V238H12ZM41 237H42V235H41ZM10 238H9V239H10ZM7 239H8V238H7ZM7 239H6V240H7ZM9 239H8V240H9ZM6 240H4V241H5V242H8V241H6ZM10 240H12V239H10ZM1 241H0V242H1ZM4 241H2L1 243H3ZM10 242H11V241H9V243H8L9 245H10ZM12 242H14V240H13ZM5 244H6V243H5ZM5 244H2V245H3L2 247H5V246H4ZM11 245H12V243H11ZM0 246H1V245H0ZM7 246H8V245H7ZM7 246H6V247H7ZM13 246H14V245H13ZM13 248H14V247H13ZM9 249H10V248H9ZM1 250H2V249H1ZM5 251L8 252L7 249H6ZM0 252H1V251H0ZM9 252H10V250H9Z\"/></svg>",
    "mask_w": 264,
    "mask_h": 264
}]
</instances>
